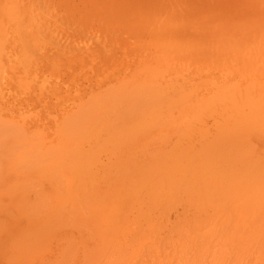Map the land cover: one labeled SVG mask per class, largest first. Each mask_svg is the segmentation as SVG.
<instances>
[{
	"label": "rangeland",
	"instance_id": "obj_1",
	"mask_svg": "<svg viewBox=\"0 0 264 264\" xmlns=\"http://www.w3.org/2000/svg\"><path fill=\"white\" fill-rule=\"evenodd\" d=\"M141 1L140 0H131V1L130 0H0V126L3 125V127L2 126L0 127L1 128L0 148L2 150H5L3 154L4 158L2 160L0 158L1 161L0 162L1 163L0 165V264H235L236 259H240L239 264H246L243 261V259L234 258V257L241 254V252L245 253L246 252L245 249L248 250L249 248L250 249L248 251L250 255L254 256L253 252L255 251L254 248L256 247H258L260 252L255 251L256 257L253 258V262L251 264H255L256 260H259V264H264V204H262L263 202L262 200H264V106H263L264 102L261 99L262 97L258 96L259 94L262 93L261 92H257L259 94L256 93V97H259L261 102L263 103V105H261L262 103H260V101L257 98L256 104L259 103L258 106L261 105L262 107L261 109H258L257 105L254 102L255 106L249 103L250 107L253 106L251 109L248 106L250 111L249 109L246 110L247 108H243L246 111H243V109L241 108L243 112L239 108H238L239 111H237L238 109L235 110L237 113L235 111H232L233 110L232 106H234L232 105L233 102L235 103L237 101L236 103L238 104L239 102L241 103L242 100L244 99L243 96H242V100L239 99L241 97H238L239 95H241L239 87L241 86L246 87V88L243 87V89L240 88L241 90L245 89L246 91V92L244 91L245 93L250 92V90L253 92L255 91L254 87H252L251 84L249 86V83H254L253 84L254 86L256 84L260 85L261 88L262 86L264 87V33L262 31H259L260 29L256 30L255 28L256 26L253 21L255 19L256 22L257 19L260 18V20L258 21L262 25H264V8L259 9L260 16L257 15L259 13L254 11L246 14L248 16L241 18L239 20L236 18L237 21L235 19L233 22L229 24L230 30L222 33L219 32V28L221 27L220 23L218 22L210 23L208 22V20H203V19L202 22H200L201 19H198L197 16V19L191 20L190 22L191 25L188 24L189 22L187 23L188 27H190V30H188V32L190 33L192 32L191 34L189 33L190 36L188 35V33L180 34L182 36L184 35L183 36V39L185 38L184 42L181 41L182 39L180 40V42L181 45L182 43L183 44L185 43V46L182 45V48H180L181 45L178 43V45H176V49H174L175 46L174 44H172V42L174 41L175 43L174 37H178L177 40L179 39L180 35H178V33L176 34L174 33L175 34L174 36L172 31L169 30L167 32L166 30L164 31L165 35H163L164 33L159 30L158 32H156V34H153L152 32L149 31V29L144 28L143 22L141 21V17L147 15L157 2L162 7H167L171 4L173 5V1H175L177 4L184 5L186 8H190L192 12L196 13L198 9L203 7L206 8L207 10H211L210 8L214 10L213 7H216V3L219 5L228 4L229 0H220V1L218 0H214V1L212 0H141ZM118 5L120 7L128 5L129 9H132L135 13L137 12L138 16L135 18V21L132 19L130 20V22L132 23L123 22L124 24L118 21L120 19L115 21L116 7ZM89 15L90 17H92L91 20L90 18L88 19ZM251 15H254V18H252ZM87 19L90 22L89 21L87 22L86 21ZM107 20H108L107 23L109 25L105 23V21ZM119 24L121 26L124 25L125 29L121 30L122 27H120ZM192 26L194 27V30L199 28L196 30L197 33L194 32V30H192ZM102 28L105 30L104 33L102 32ZM115 28L117 29L115 30ZM119 34L121 36H119ZM185 35L187 37H185ZM171 36L173 38L172 41H171ZM194 37H197L198 39L197 42L199 45L201 43L204 44L206 43V46L203 45L199 46L197 43H194L195 46L194 44H190L192 40H194ZM108 38H111V40L112 39L113 40L112 41L110 40L109 42ZM204 38L205 40H203ZM162 39H164V41H162ZM165 39L168 45H166L167 43L162 44L163 42H165ZM144 40L146 41L145 43L143 42ZM135 41H137V43L140 44L136 45L137 43H135ZM188 41H190L189 44ZM118 43L120 44L122 43V45ZM169 43L171 44V46L169 45ZM164 45L165 47L163 48ZM188 45L189 46L193 45L194 49H192V47H188ZM87 48L90 50L91 49L94 50H92V53L90 50L83 51L84 49ZM98 48L99 50L100 48L101 49L103 48L102 49L103 52L106 51L105 53L108 56L106 57V59L109 58V56H111L110 59L112 60L110 64H109L110 59L105 60V57H103L104 58L103 59L102 54L100 52L101 50L100 51L96 50ZM112 49L113 51L110 52ZM132 50L133 51L135 50L133 52L134 54L131 53ZM153 50L154 52H152ZM167 50L170 53L167 52ZM93 51L95 53H97L98 51L101 54V55L98 54L97 56L98 61L100 60V64L99 62H96L97 58H93V55H96L94 54ZM115 51L117 56L115 55ZM165 52L167 53V55L169 54L168 59L172 62V63L170 62L172 66L169 65L168 62L169 60L167 61L165 59L167 57ZM112 53H114L113 55L115 56L113 57L114 59L112 58ZM86 54L89 55L87 56V58L91 57V59L90 58L86 59L85 58ZM119 55L121 56L119 57ZM164 55L166 56L165 58ZM71 56L72 58L75 59L70 60ZM173 57H175L176 61L175 60L172 61V59H174ZM66 58L68 63L72 62L73 64L71 63L72 65H68V63L66 62ZM120 58H122V60ZM162 58H164L165 60L164 59L162 60ZM124 59H126V61ZM158 59H160V64L162 63L163 65L162 64L161 66L157 65L159 64ZM59 60L63 63V64L61 63L63 66L59 63L60 62ZM84 60H89L87 62H91V63L93 62L94 64H92V67H90L91 64L90 63L88 64ZM117 60L119 61L121 60V62ZM151 61H154L153 65L146 64V63H151ZM114 62H116L115 64H117V67L119 66V68L114 66L115 65ZM79 63H83V64H80L79 66ZM120 63L122 64L120 65ZM87 64L90 66L87 67L88 66ZM179 64H181L182 67ZM81 65H85V66L87 65V66L85 68V66L83 67ZM146 65L150 67L146 69ZM173 65L175 68L173 67ZM158 67L159 68L162 67L163 69L165 68V70H163L162 68L159 69ZM56 68L59 71L55 70ZM79 68L80 70H77ZM87 68L88 71H86ZM139 68L141 73L138 70ZM143 68L145 70L144 72L142 71ZM168 68L174 70L173 71L167 70ZM99 69L102 70V73H100L101 70ZM104 69L105 72L103 71ZM89 70L90 71L93 70L94 74L92 71L91 73H89ZM115 70L119 72L115 73L116 72ZM147 70H149V72ZM154 71L157 74H155ZM103 72L106 75H104ZM107 72L109 73L107 74ZM112 72L116 75H111ZM146 72H148V74ZM144 73L146 75H144ZM152 73H154L153 74L154 76L156 75L155 76L156 78L152 75ZM122 75H126L127 79L129 78V80H127L125 76L123 78ZM103 76L105 80L104 79L102 80ZM107 77L109 80L111 78L112 81L111 80L106 81ZM178 80H180L181 82L179 81L178 83L177 82ZM204 81H206V83H204ZM259 81L260 82L263 81V83H261L262 85L260 84ZM143 82L146 83V85L144 84L143 86L142 85ZM147 82L149 85L147 84ZM165 83H167L166 85L168 86H166ZM170 83L171 85L169 86ZM150 84L151 85L153 84L154 86L153 85L151 86ZM237 84H240L239 87H237ZM163 86L166 87L163 88ZM234 86H236L237 89ZM169 87L172 89H170ZM126 88H129V90H127ZM137 88L138 90L136 91ZM193 88H197V90L196 89L194 90ZM229 88L231 89V92L233 91L232 92L233 95L236 94L233 89L239 90L240 92L238 93L239 95L236 94V96H233L235 97V99H237L236 97H238V100L233 102H231V100L229 101L218 100L220 99V97L218 98L217 95H219V93L222 92L226 93V91H229ZM256 88L259 89L258 86H255V89ZM184 89H188V90L184 92L185 91ZM180 90L184 93L179 94V92H181ZM219 90H221V92ZM188 91L191 92L188 94ZM159 93L162 95H160ZM124 94L126 95V97ZM174 94L176 97L177 95L179 96L177 97L178 99L176 97H175L176 100L174 99L173 97ZM181 94L184 95V97H187V99L184 98ZM185 94H187V96ZM224 94L222 96H224ZM248 94H246L245 98L247 96L249 97L251 95V92L250 95ZM128 96L131 97L132 99L131 102L137 99V101L134 102L135 103L134 106L129 102L131 99ZM135 96H137V98ZM181 96L183 99L181 98ZM212 96L213 97L217 96L215 97L216 99L215 98L213 99L214 101L213 104L217 103L219 106L220 105L222 106V104L228 105V103L224 104V102H229L230 105H232L231 108H229V105L226 106L232 112L226 110L225 109L226 107L224 106H222V108L224 107L223 108L224 110L230 112L231 115H229L230 113L227 114L229 115V117L233 116L234 119L230 117V119L224 120L225 118L226 119L228 118L227 115H224L226 114V111L223 112V110H220L221 106L216 107V105H215L216 108H214V106L210 107L212 109L213 108L215 109L212 111V113L211 112L210 114L206 113V115L204 116H202L203 115L202 114L200 115L201 116L200 119L193 115L194 110H195L194 114H197V116L198 113L200 112L203 113L202 110H204L205 105L208 103V100L212 98ZM219 96H221V94ZM233 97L231 96V99ZM201 98L205 100H202ZM249 98L251 99V96ZM127 99L129 100L126 101ZM235 99L233 98V100ZM103 100L105 101L103 102ZM169 100L170 102H168ZM118 101L119 102L123 101V102L119 104ZM176 101L178 103L177 107L175 104ZM184 101L185 103L183 105ZM246 101L248 104L249 101L246 99L245 103ZM110 102L112 103V105ZM202 102L203 104L204 103L205 104L202 105ZM168 103L170 105L172 104L171 105L172 108L169 106L170 110L168 106L165 107V105H169ZM193 103L194 104L196 103L195 107ZM211 103L212 102L208 103L207 107H209V104ZM240 103L238 104L239 106L242 105L244 102H242V104ZM86 104L88 105L85 107ZM185 105L187 108L185 107ZM201 105L204 106L202 107L203 109L200 107ZM75 107H77V109ZM94 107L97 108L95 109ZM125 107L126 108L129 107V109L128 108L126 109ZM193 107L195 109L192 110ZM81 108H83V110H80ZM100 108H102V110ZM121 108L122 110L125 109L126 112L129 111V114L132 117L129 116L128 112H127L128 115L127 114L124 115ZM188 108L191 109V112L189 110L188 115L191 117L193 115V117H195L196 119L195 120L192 117L196 121L194 122V124L195 123L197 124L201 120V123L195 125L196 127L197 126L200 127L197 128L198 131L200 129L199 134L200 132L202 134L204 132L203 135L201 134L199 135L200 136L199 139H202V137L204 138L202 140L198 139L199 136L197 130L195 136L194 129H196V127L193 126L192 119L189 116L186 115L183 116L184 112L185 114H187ZM255 108L257 109V112ZM146 109L150 111L147 112L148 110ZM103 110H104V114L102 112ZM206 110L207 112H209L210 109L208 110V108H206ZM216 110L219 112L222 111L221 114L213 113L216 112ZM251 110L253 111L250 116L249 113L251 112ZM73 111H75V113ZM121 112L123 113L120 114L122 116L120 115L118 116V114ZM165 112L166 114L163 115ZM244 112L245 114L248 112L247 113L248 116L246 115L244 117L242 115ZM145 113L148 115L150 120L149 119L146 120L147 115ZM82 115L84 116V118ZM207 115L208 118L206 117L207 118L206 119L205 116ZM221 115L222 117L224 116V118H222L224 122L220 118ZM143 116L145 117L144 119ZM155 116L158 118H156ZM74 117L76 121L73 119ZM140 117L142 118L143 121L141 120L139 122L143 123V125L138 122V120L141 119ZM183 117H185L187 121L190 119V121H188L189 123ZM214 117L217 121L214 119ZM242 117L243 120L240 119L239 122L238 118H242ZM77 118H79V120ZM104 118H106L105 119L106 126H104L105 125ZM117 118L119 120H117ZM235 118L237 119L236 121H238L237 125L233 124ZM205 119H206V123H205ZM68 120L69 121L71 120L72 123L71 127L69 125L71 123L68 124L69 122ZM152 120H154L155 122ZM218 121H220V123ZM225 121L228 122L227 124L229 125L225 124ZM151 122L154 123L151 124ZM216 122L219 125L217 124L216 126ZM229 122L232 123L230 124ZM80 123L83 125H81ZM130 123L131 125L133 124L136 127L137 126L140 127H137L138 129L135 127L134 130H132L133 128L130 127ZM185 123L186 125L187 124L188 125L186 126ZM221 123L223 124L221 125ZM118 124L121 125L118 126ZM146 124H149L150 127H148L149 125ZM190 124L192 125L193 129L192 128L190 129L191 127ZM199 124H201L203 127H201ZM10 125L11 127H9ZM122 125H124V127L126 126L127 129L123 128ZM223 125L224 127L227 125L225 127V129L226 128L228 129L227 135L230 136L231 141L234 143V145L232 143L231 146H234L237 149V152H239L240 154L238 156L239 158L237 157V159L235 160H239L240 163H241L240 159L243 162H245L246 160V166L249 164L252 167V171H253L252 181L249 177H246L247 175L244 177L242 176L243 178L242 180L241 178H238L239 182L241 180L239 185L237 181H236L237 183H235V180L237 179L231 180V178L229 177V173L228 174L219 173V175L218 173L210 174L212 172L211 171L209 172V170H211L210 168L214 165V163L210 162L209 166L213 164L210 168L208 166H204L205 164L209 163V162L208 163L205 162L208 161L207 157L208 154L210 153L209 150L212 149L213 141L216 140L214 138H216L217 136L214 135L215 134L219 135L218 137L221 136L220 134H222V132L220 130L223 129L222 128ZM67 126L71 129L73 127L76 131L74 129L73 132L72 130L68 131ZM82 126H83L82 130H80ZM114 126L119 127L120 129L119 133L121 131H122L121 133H124L121 134V136L123 135L122 137L120 138L117 137L118 131H115L116 132L115 134L114 132H112L113 128H115ZM142 126L146 128H141ZM177 126L180 127L179 129L183 127L180 130L181 133L182 131L186 133L189 131V133L187 134V139L189 134H190L189 137L194 136L195 138L191 137L190 139L187 140L185 138L186 137L185 135L184 137L185 139H184L182 137L184 135V132L182 133V135L180 132L176 133L177 131H179ZM98 127L100 128V130ZM118 127L116 128L117 130ZM2 128H4L3 129L4 132ZM65 128L67 131H64ZM218 128H220L219 134L217 133ZM163 129H164V134L165 132L167 134L169 131L171 133L169 132L168 136H166V134L163 135ZM167 129L169 131H167ZM209 130H211L212 132ZM133 131L134 133L137 131V133L134 134ZM172 131H174L177 134L178 139L182 137L183 140H181L182 138L178 140L176 138V134H174V132ZM68 132L69 133L75 132V134L71 135L70 133V135H68ZM110 132L111 134L112 133L113 134L110 135ZM206 132L208 133L205 134ZM125 133L128 139L127 137L125 138ZM138 133L139 135L135 137L136 139L135 140L134 136ZM159 133L160 134L162 133V135H160ZM210 134H214V135L210 136ZM8 135H11L12 139L8 141L5 149L4 147L5 143L3 141H4V137ZM113 135L114 137H112L113 139H111V136ZM204 135H206V138L208 139L210 138L209 144H208V139L206 140ZM148 136L151 138V141L149 140L150 138ZM213 136L214 138H211ZM224 136L226 137V135ZM229 136H227V138H224V140L225 139L229 140ZM152 138L155 141H152L153 140ZM91 139L93 140L91 141ZM123 139L124 140L126 139V141L124 142ZM132 139L134 140L132 141ZM212 139L214 140L212 141ZM112 140H114V142ZM129 140H131L132 142H130ZM204 140H206L207 142H205ZM89 141L90 143L88 144ZM119 141L121 142L122 145L118 144L120 143ZM182 141L184 142L182 143L184 146L180 145ZM191 141L193 144L191 143ZM136 142H138L139 144ZM160 142H162L164 145L166 143L169 144H166L164 146L161 145L162 143L160 144ZM172 142H173L172 144L173 146L171 145ZM185 142H187L188 144ZM198 142L203 143L201 144L204 145L202 147H207L208 150H205L206 151L205 152L203 149H207V148H203L202 149L203 152H202L199 148L200 145ZM222 142L220 146L225 145ZM149 143L151 144V146H148L150 145ZM206 143L210 145L211 148H209L208 145L205 146ZM109 144L110 145L112 144L114 147L117 148H114L111 145L114 148L113 149ZM140 144L141 146H139ZM159 144L160 146H158ZM226 144L227 146L229 145L227 142ZM227 146L226 148H229ZM156 147L158 150L156 149ZM161 147L163 148L165 147L167 153ZM192 147L195 149L197 147L198 148L197 150H194L193 153H191V151L193 150ZM138 148L143 153L140 152ZM147 148L150 149L147 150ZM191 148L192 150L190 151ZM216 148L217 147H214L215 150L214 149L212 150L218 151ZM87 149L88 151H91V153L88 152L90 153L89 154L90 156H88V154L86 153ZM135 149H137V151ZM177 149H179V151ZM233 149H231L232 151L231 154H233L234 152ZM101 150L103 151L102 153H105L106 151L108 152V153L106 152L107 154L105 155L101 153L102 154L101 157L105 159L98 157L101 155L99 154ZM222 150L225 151L224 153L223 151H221L225 156H226L225 153L230 154L231 152V151L228 152V149L226 150L224 147L222 148ZM156 151L157 154L158 151L160 152L159 153L160 155L161 153L163 154L161 156L158 154L160 157L157 155L158 159L161 158V160H159L160 164L158 166L156 165V161L157 164L159 163L158 159H156V157L154 156L156 154ZM196 151L197 154L195 153ZM147 152L150 153V156L149 154H147L148 156H146ZM237 152H235L234 154H236ZM81 153H83L82 156L86 154V157L84 156L85 157L84 158L80 156ZM185 153L188 154L187 157L190 159L187 158L182 159V162L185 163L182 166V162L180 160L186 155ZM189 153L191 155L193 154L192 158L191 155H189ZM194 153L197 156H195ZM216 154L218 153L216 152ZM106 155H109V158H106ZM143 155L145 156L141 157ZM151 155L154 156L155 162H153L154 158L151 157ZM174 155H175V159L178 158L177 160H174V158L172 157ZM203 155L204 157H202ZM236 155H238V153ZM227 156L228 158L230 157L229 155ZM80 158L83 159H81V161L80 160L78 161L77 159ZM93 158L94 161L92 160ZM147 158H149L148 159L149 161L147 160ZM204 158H206L207 160L205 161ZM228 158H226V160H228ZM185 159L187 160V163L185 162ZM201 159L204 160L203 162L205 164L202 161H200ZM100 160L101 163L102 161L105 160L104 161L105 163L104 162L102 164L99 163ZM108 160L110 161L108 162ZM162 160L163 162L161 163ZM195 160L197 162H195ZM230 160L232 162L233 156L232 159ZM146 161L148 163L147 167L145 164ZM150 161H152L153 163ZM168 161L171 163H169ZM8 162L15 163L17 166V171L13 170ZM176 162L177 165H175ZM93 163L95 166L93 165ZM140 163L141 166L144 165L148 169L144 167L143 168L141 167L142 169H137L138 171L141 170L142 172L141 171L140 172L143 173V175L140 174L141 177H138L139 174H137L138 172L136 168H140L139 166ZM165 163L169 166L166 167L167 165ZM180 163H181L180 165L181 168L177 167L179 166ZM196 163L198 164L199 167L196 165ZM200 163H203L201 164L202 167H200L201 166ZM103 164L104 166L107 167H104ZM239 164L237 166L241 167ZM232 165L234 168H236L235 164ZM131 166H133L132 167L133 170L131 169ZM148 166L149 167L153 166V168H149ZM159 166L161 167L163 166V168L165 167L164 169L168 171L170 169L171 172L172 170L173 172L176 171L177 173L174 172V174L177 175L181 174V175H186L187 177H189V175L191 174L195 175L193 177L195 178L197 177L195 181L198 186L196 188L195 196L196 197L199 196L201 186L204 187L202 188L203 190L205 189L204 193L202 192L203 190H201L202 193H200L199 198L194 197L196 198V200L193 199V201L186 202V200L184 199H186V197L188 196L187 193L183 192L181 193V195H179L180 193L173 195L170 193L165 194L166 188L165 189L160 188L157 191L160 194V198H158L159 194L154 193L155 191L151 189L153 188V186H155V184H152V182L157 184L158 182L157 180L160 179L159 178L160 175L156 173V171L158 172ZM170 166L172 167V169ZM250 166H247L248 171L250 169ZM155 167L157 168L156 171L154 170ZM193 167L196 168L197 171L201 168V170H199L200 173L196 172L195 169H193ZM96 168H98L100 172ZM182 168L187 170V171L184 170L185 171L184 174L181 172L183 171ZM213 168L215 169V166H213ZM238 169L240 170V168ZM238 169L236 170L237 173L239 174ZM79 170L80 171L82 170L84 173L82 171L80 172ZM90 171H92L93 173ZM146 171H148L149 176L152 177L156 176L157 178L156 177H155L156 179L148 178L147 183L150 182L151 180L154 179L155 180L151 181L150 184L146 185V187L142 189V186H144L143 185L144 182L142 183V181L144 178V173ZM151 171L152 172L155 171V176L153 173H151ZM194 171L196 173H194ZM202 171L204 173L206 171L207 174L205 173L206 174L205 175ZM94 172L96 173V175L94 174ZM197 173L201 177L202 175L203 176L205 175L207 177L204 176L201 179H199L198 176L196 175ZM224 174L228 175L227 176L229 178V179L227 178L228 182L229 181L231 183L234 182L232 188L233 186H236V188L237 187L239 188L240 192L237 189L236 190L238 192L235 191L234 190L235 187L234 189H232L229 183L228 184L225 183L226 181L225 182L222 181L223 177L225 176ZM242 174L245 175L244 171L243 172L241 171V175ZM132 175H134V177L137 175L136 177L138 179L136 177L135 178L132 177ZM216 176L217 179H215ZM234 176L235 173L233 177L232 176L231 177L233 179L240 177V176L237 177ZM245 177L247 179L249 178L251 182H248L249 180H245ZM253 177L257 179L256 182L257 184L259 183L261 187L259 188H257L256 186H255L256 188H253L254 186L252 187V185L255 184L254 183L255 180ZM225 178L226 176L224 177V180H226ZM86 179H88L89 183ZM206 179L208 180L206 181ZM138 180L139 181L141 180L140 181L141 187L136 185L139 184L137 182ZM200 181L203 183V185L200 183ZM217 181H219L220 183L218 184ZM243 181L247 182L246 184H244L245 187H242L243 185L241 186V183L242 184L245 183ZM127 182L132 185L128 186ZM208 182H211L212 186H210L209 185L210 183ZM223 182L224 184H226V186H229L227 187V189L224 186L222 187V185H224L222 184ZM199 184H201V186ZM259 184L257 186H259ZM214 186L216 187L213 188ZM219 186L224 190L220 189ZM135 187L137 188L139 187L138 188L139 190L138 189L133 190ZM250 188L253 189V192H249ZM228 189L231 190V194ZM245 189H247V191ZM207 190L209 192L210 190H212L210 192L211 194L210 193L207 194L208 192L205 193V191ZM219 190H221L222 192L224 191L229 192V194L227 195V193H222L220 195L221 192ZM134 191L136 192L140 191L138 192V196L140 198L142 195H144V193L145 195L148 193L147 195L149 196L147 195L142 196V198L145 197L144 200H142L138 197L136 198L137 193L135 192L133 194ZM145 191L148 192L146 193ZM149 192L152 193L149 194ZM213 192L215 193L213 194ZM239 193H242L243 196L245 197L241 199L242 197L240 198L241 194ZM224 194H226V197L223 196ZM130 195L134 198L131 199ZM167 195L169 196L167 197ZM206 195H210V196L212 195V196L211 198H208ZM215 195L216 196L219 195L217 200H215L216 197ZM173 196L177 198L176 199L177 201ZM178 196H180L181 199ZM202 196H205V198H203ZM191 197L192 196H189V199L188 197L187 199L191 200ZM252 197H254L255 201H253ZM135 198L136 201H139L140 199V201L142 200V203H144L145 201L147 202V203L145 202L146 205L145 204L144 206L142 205L144 209L141 206L144 212H146L145 210H148V212H146L147 214L149 213V209H152L150 210V215L148 214V216H151L152 218L147 217L148 221L146 220L147 221L146 223L144 222L147 214L146 216L144 215L145 216L144 219H143V215L141 217L142 219L139 217V215L138 216L136 215V211L139 214L140 213L143 214V211L139 212L141 208L137 207L138 205H141L140 201L137 203V205L132 203L134 202L132 200H134ZM165 198L167 200H165ZM205 199L207 200L206 202ZM209 199L212 200L209 201ZM129 200L131 201L129 202ZM147 200H149V202ZM166 201H168L167 204ZM169 201H171V205ZM252 201L254 202V205L256 204L254 210H252V207H249ZM257 201H259V203ZM126 202L129 203L127 204ZM183 202H185V204H183ZM150 203L153 204L150 205ZM243 203L246 208H244L243 205H241L240 207V204ZM257 203L260 204V206L257 205ZM130 204H133L132 208L134 209L131 208ZM189 204L191 206L188 207ZM245 204L247 205L249 204V206L247 207V205ZM135 205L137 210H135L136 209ZM162 206L163 208L165 207L164 210H162L163 208H160ZM180 206L181 207L184 206V208H181ZM145 207H147L148 209H145ZM212 207H214V210H212L213 209ZM187 208L188 210L186 211ZM205 208L207 213L210 214L207 215ZM207 209L210 211H208ZM262 209L263 212L261 213ZM129 210L131 212H129ZM179 210L180 212L178 213ZM191 210L192 212L194 211L195 213H197L196 215H194L195 217L191 216L190 214ZM211 210L212 212L214 211V214L211 212ZM152 212L154 213V215ZM172 212L173 214H171ZM132 213H134L136 216ZM174 214H177L176 215L177 217L179 215L182 216L179 217L180 221L177 219V217ZM203 214L204 216L207 215V217H210V219L206 217V219L203 220V218H205L202 216ZM211 214L212 216H214L213 218L211 217ZM133 215L134 218L135 217L140 218L141 220L140 224L139 223L135 224L136 220L131 219L133 218ZM198 215H201L202 219ZM215 215L217 216L215 217ZM248 215L251 216L250 219ZM259 215L262 219V220L260 219V222L257 220L259 219L258 218ZM157 216H159V218ZM172 216L175 218L171 219ZM196 216L198 217L196 218ZM235 216H237V219ZM181 218L184 219L185 223L181 222L182 221ZM192 218L193 221L191 220ZM149 219L151 224L152 223L155 224L156 222L157 225L156 227L153 226L154 224L151 226L157 230L153 229L151 226L148 225ZM156 219L158 221L160 219L159 221L160 223L156 221ZM163 219L167 223L164 222ZM168 219H170V221ZM185 219L187 220V223ZM247 219L249 220V223L247 222L248 221ZM138 220L139 219H137V222ZM161 220L164 223L161 222ZM188 220L189 222L191 221L192 224L188 223ZM230 220H231L230 226H232L233 228L231 227V230L230 228H227V232L230 231V233H228L229 235L223 234L225 232L224 230L222 231V229H225L223 225L225 226L227 221L229 223ZM256 220H257V224L254 223V221ZM174 221L176 222V225L178 223V225L180 226L182 225L183 227L185 224L186 225L189 224L190 226L185 225L184 229H182L183 228L182 226L181 227L177 226L176 229L175 228L176 225ZM195 221L197 222L196 224ZM219 221L222 223V226L219 223ZM222 221H224V223ZM238 221L240 222V224ZM157 222L159 223V225ZM179 222L181 223L179 224ZM215 222L216 225L214 224ZM218 223L220 224L222 229L219 228ZM161 224H163V227L160 226ZM165 224L166 225L168 224L167 227L164 226ZM141 226L142 228H140ZM230 226L228 224V227ZM157 227L160 228V231L163 230L165 227V229L167 228L166 231L169 232L166 235V233H164L166 231L163 230L160 232ZM225 227H227V225ZM129 228L130 230H128ZM245 228L249 232H245L244 234L243 232L246 231ZM217 229L219 231H217ZM236 229L238 230L236 231ZM154 230L155 232H152ZM259 230H261L260 233H262L260 240H258V238L255 237L256 235L258 236V234H260ZM157 231L160 232V233L158 232L160 236H157ZM125 232H129L128 233L129 236ZM162 232L166 235L168 239L164 237V234ZM180 232L182 233L181 237L179 236L181 234ZM131 233L133 234L130 236ZM174 233H177L178 235ZM215 233H219V234H215ZM235 233H237L236 237H235ZM161 234H163L164 242L160 238ZM220 234H223L222 237L220 236ZM170 235H172V237H175L176 239L172 238L171 240V237H169ZM225 236H227L226 239H223ZM155 237H157L158 240H156ZM215 237L217 238L215 239ZM233 237H235L236 239ZM255 238H256V242L257 240L259 242L255 243L254 242ZM159 239L163 243L160 244V247L162 245H165L163 246V248L170 247L169 250L167 248V249H163L164 252L161 251L162 249L157 245L159 244L158 241L160 242ZM173 239L174 241H176V244H173L175 242L172 243ZM179 240L181 241V243ZM235 240H237L238 242L235 243L236 242ZM252 240H253L252 243L255 244V246H253V244L251 243ZM178 241L180 245H178L179 244L177 243ZM239 242H243L244 245L242 243L240 244ZM227 243L232 244V247H234V245L236 247L237 244H238L237 246L240 245L239 249H241V251L239 249L236 250V248L238 247L233 248L234 249L233 250L232 247L229 246ZM247 244H250L252 247L247 246ZM158 248L161 249L160 251L162 253L158 250ZM252 248L254 249L253 252H252ZM181 250H183V255ZM161 258L163 259V263Z\"/></svg>",
	"mask_w": 264,
	"mask_h": 264
},
{
	"label": "bare ground",
	"instance_id": "obj_2",
	"mask_svg": "<svg viewBox=\"0 0 264 264\" xmlns=\"http://www.w3.org/2000/svg\"><path fill=\"white\" fill-rule=\"evenodd\" d=\"M130 1H131V0H130ZM140 1H141V0H140ZM212 1H214V0H212ZM218 1H220V0H218ZM141 2H142V1H141ZM141 2H140V4H141ZM220 4H221V3H220ZM260 6H261L262 8H261ZM11 7H12V6H11ZM82 7H84V6H82ZM213 8H214V10H213L212 8H210L211 10H207L206 8L203 7V8L198 9V11H197L196 13H194V12H192V10H191L190 8H186L184 5L177 4L175 1H173V5L171 4V5L167 6V7H162V6L159 5V3L157 2V3L154 5V7H152V10H151L147 15L142 16L144 19L141 17V21L143 22L144 28H145V29H149V31L152 32L153 34H156V32H158V31L160 30L161 32L164 33L163 35H165V32H164V31L167 30V32H168V31L170 30V31H172L173 34H174V33H175V34L178 33V35H180V34H183V33H188V35L190 36V34H191L192 32H191V33L188 32V30H190V27H188V24H190L191 20H195V19H197V16H198V19H201L200 22H202V19H203V20H208V22H210V23H213V22H218V23H220L221 27L219 28V32L222 33V32H227L228 30H230V25H229V24H230L231 22H233L236 18L239 20V19H241V18H244V17L248 16V15H246V14H248V13H250V12H254V11L257 12V13H259V11H260L259 9H263V8H264V0H229V3H228V4L219 5V4L216 3V7H213ZM1 11H2V10H1ZM95 11H97V10H95ZM244 13H245V14H244ZM76 14H77V13H76ZM115 14H116V16H115L116 19L114 18L115 21L118 20V19H120V20H118V21L121 22V23H123V22H130V20H132V19L135 21V18L138 16V13H137V12L135 13L132 9H129L128 5H126V6H122V7H120V6L118 5V6L116 7V13H115ZM257 15L260 16V13L257 14ZM93 16H94V14H93ZM251 16H252V18H254V15H251ZM86 17H87V16H86ZM89 18H90V20H91L92 17H90V15H89L88 19H89ZM250 18H251V17H250ZM250 18H249V19H250ZM255 18H256V16H255ZM257 18H259V17H257ZM74 19H76V18H74ZM83 19H84V18H83ZM88 19L86 20L87 22L89 21ZM237 19H236V21H237ZM81 20H82V19H81ZM258 20H260V18L257 19L256 22H255V19L253 20L254 23H255V26H256L255 28H256V30L260 29L259 31H262V32L264 33V25H262ZM41 21H42V20H41ZM86 21H85V24H86ZM89 22H90V21H89ZM107 22H108V20L105 21L106 24H108ZM188 22H189V23H188ZM238 22H239V21H238ZM95 23H96V22H95ZM130 23H132V22H130ZM187 23H188V24H187ZM85 24H83V25H85ZM89 24H90V23H89ZM123 24H124V23H123ZM104 25H105V24H104ZM108 25H109V24H108ZM119 25H120V24H119ZM119 25H118V26H119ZM190 25H191V24H190ZM198 25H199V24H198ZM88 26H89V25H88ZM118 26H117V28H118ZM103 27H105V26H103ZM120 27H122L121 30L125 29V28H124V25H123V26L120 25ZM120 27H119V28H120ZM250 27H251V25H250ZM117 28H115V30H116ZM195 28H196V27H195ZM93 29H94V28H93ZM197 29H199V28H197ZM197 29H196V30H197ZM204 29H205V28H204ZM85 30H86V27H85ZM103 30H104V29L102 28V32L104 33L105 30H104V31H103ZM192 30H194V27H193V26H192ZM196 30H194V32L197 33ZM207 30H208V29H207ZM207 30H206V31H207ZM116 32H117V31H116ZM189 33H190V34H189ZM215 33H216V32H215ZM173 34H171V35H173ZM175 34H174V36H175ZM80 35H81V34H80ZM207 35H208V34H207ZM217 35H218V34H217ZM262 35H263V34H262ZM119 36H121V35L119 34ZM143 36H144V35H143ZM176 36H177V35H176ZM183 36H184V35H183ZM183 36L180 35L178 40H177L178 37H174V38H175V43H174V41L172 42V44H174V46H175L174 49H176V45H178V43L181 45V42H180L181 39H182L181 41L184 42V39H185V38L183 39ZM167 37H168V36H167ZM185 37H187V36L185 35ZM112 38H113V37H112ZM118 38H119V37H118ZM195 38H196V39H195ZM202 38H203V37H202ZM82 39H83V38H82ZM108 39H109V42H110L111 38H108ZM137 39H139V38H137ZM172 39H173V38H172V36H171V41H172ZM106 40H107V39H106ZM106 40H105V41H106ZM112 40H113V39H112ZM112 40H111V41H112ZM142 40H143V39H142ZM142 40H141V42H142ZM145 40H146V38H145ZM145 40L143 41L144 43L146 42ZM195 40H196V41H195ZM203 40H205V38H204ZM203 40H202V41H203ZM85 41H86V40H85ZM101 41H102V39H101ZM139 41H140V40H139ZM162 41H164V39H162ZM162 41H161V42H162ZM176 41H177V42H176ZM197 41H198L197 37H194V40H192V42H191L190 44H194V43H197V44H198ZM228 41H230V40H228ZM189 42H190V41H188V44H189ZM135 43H137V41H135ZM165 43H167V42H166V39H165V42H163L162 44H165ZM170 43H171V42H170ZM170 43H169V45L171 46ZM199 43H200V40H199ZM118 44H120V43H118ZM139 44H140V43H139ZM139 44L137 43L136 45H139ZM141 44H142V43H141ZM224 44H225V43H224ZM105 45H106V44H105ZM120 45H122V43H121ZM123 45H124V44H123ZM143 45H145V44H143ZM166 45H168V43H167ZM182 45L185 46V43H184V44L182 43ZM182 45H181V47H180V46H179V47L182 48ZM198 45H199V44H198ZM200 45L206 46V43H205V44H204V43H201ZM200 45H199V46H200ZM230 45H232V44H230ZM160 46H162V45H160ZM160 46H159V47H160ZM174 46H173V47H174ZM194 46H195V44H194ZM121 47H122V46H121ZM164 47H165V45L163 46V48H164ZM177 47H178V46H177ZM188 47H192V49H194V48H193V45H190V46L188 45ZM95 48H96V46H95ZM180 48H179V49H180ZM195 48H196V47H195ZM102 49H103V48H102ZM102 49L100 48L101 51L99 50V48L96 49V50H98V51L101 52V54H102V58L105 57V60L110 59L111 56H109V58L106 59V57H108V56H107L106 53H105L106 51L103 52ZM159 49H160V48H159ZM188 49H189V48H188ZM192 49H190V50H192ZM85 50H88V51H89L90 49L87 48V49H84L83 51H85ZM92 50H94V49H91V50H90L91 53H92ZM106 50H107V49H106ZM154 50H155V49H154ZM154 50H153L152 52H154ZM79 51H81V50H79ZM79 51H78V52H79ZM98 51H97V53H95V52L93 51L94 54H96V55H93V58H97L98 54L101 55ZM112 51H113V49H112L110 52H112ZM116 51H117V50H116ZM116 51H115V55H116ZM128 51H129V50H128ZM134 51H135V50H134ZM134 51L132 50V52H131V51H130V52L133 53ZM157 51H158V50H157ZM159 51H160V50H159ZM177 51H179V50H177ZM167 52H169V51L167 50ZM87 53H88V52H87ZM103 53H104V54H103ZM157 53H158V52H157ZM159 53H160V52H159ZM165 53H166V52H165ZM169 53H170V52H169ZM172 53H173V52H172ZM172 53H171V54H172ZM177 53H178V52H177ZM75 54H76V53H75ZM89 54H90V53H89ZM133 54H134V53H133ZM76 55H77V54H76ZM103 55H104V56H103ZM113 55H114V53H112V58L115 57V56H113ZM148 55H149V54H148ZM183 55H184V54H183ZM72 56H73V55H72ZM72 56H71L70 60H71V59H72V60L75 59V58H72ZM85 56H86V57H85L86 59H89V58L91 59V57L87 58V56H89V55L86 54ZM95 56H96V57H95ZM116 56H117V55H116ZM120 56H121V55H119V57H120ZM128 56H129V55H128ZM166 56H167V57H166ZM166 56L164 55V58L166 57L165 59L168 61V60H169V59H168L169 54L167 55V53H166ZM80 57H81V56H80ZM83 57H84V56H83ZM100 57H101V56H100ZM100 57H99V58H100ZM122 57H123V55H122ZM171 57H172V56H171ZM175 57H176V56H175ZM175 57H173L174 59H172V61L175 60ZM76 58H77V57H76ZM129 58H130V57H129ZM134 58H135V57H134ZM164 58H162V60H163ZM176 58H177V57H176ZM103 59H104V58H103ZM113 59H114V58H113ZM117 59H118V58H117ZM120 59L122 60V58H120ZM137 59H138V58H137ZM165 59H164V60H165ZM63 60H65V59H63ZM76 60H77V59H76ZM111 60H112V59H110L109 64L111 63ZM121 60H120V61L117 60V61L121 62ZM124 60L126 61V59H124ZM128 60H129V59H128ZM131 60H132V59H131ZM146 60H147V58H146ZM146 60H145V61H146ZM158 60H159V64H157V65H158V66H159V65L161 66L162 63L160 64V59H158ZM178 60H179V59H178ZM59 61H60V60H59ZM84 61L87 62V61H89V60H84ZM84 61H83V62H84ZM91 61H92V60H91ZM103 61H104V60H103ZM117 61H116V62H117ZM135 61H136V60H135ZM175 61H176V60H175ZM64 62H65V61H64ZM66 62L68 63L67 58H66ZM66 62H65V63H66ZM96 62H99V64H100V60L98 61V58H97V61H96ZM116 62H114V64H115ZM127 62H128V61H127ZM131 62H132V61H131ZM131 62H130V63H131ZM136 62H137V61H136ZM153 62H154V61H151V63H146V64H148V65H150V64L153 65ZM168 62H169V65H171L172 62H171L170 60H169ZM170 62H171V63H170ZM59 63L61 64L62 62L60 61ZM71 63H72V62L68 63V65H72V64H73V63H72V64H71ZM87 63H88V64H89V63L91 64V66L87 64V65H88V66L86 65L87 67H89V66L92 67V64H94L93 62H92V63H91V62H87ZM134 63H135V62H134ZM164 63H165V62H164ZM56 64H57V62H56ZM56 64H55V65H56ZM62 64H63V63H62ZM62 64H61V65H62ZM80 64H83V63H79V66H80ZM103 64H104V63H103ZM114 64H113V65H114ZM121 64H122V63H120V65H121ZM132 64H133V63H132ZM141 64H143V63H141ZM49 65H50V64H49ZM107 65H108V64H107ZM111 65H112V64H111ZM118 65H119V64H118ZM162 65H163V64H162ZM179 65L181 66V64H179ZM62 66H63V65H62ZM81 66L84 67L85 65H81ZM86 66H85V68H86ZM114 66L117 67V64H115ZM131 66H132V65H131ZM171 66H172V65H171ZM55 67H56V66H55ZM70 67H71V66H70ZM73 67H74V66H73ZM83 67H82V68H83ZM149 67H150V66H147V65H146V69H148ZM151 67H152V66H151ZM153 67H154V66H153ZM166 67H167V66H166ZM173 67H174V65H173ZM181 67H182V66H181ZM183 67H184V64H183ZM189 67H190V66H189ZM51 68H52V67H51ZM57 68H58V66H57ZM57 68H56L55 70H57ZM117 68H119V66H118ZM144 68H145V66H144ZM144 68H143V70L141 69L143 72L145 71ZM158 68H159V67H158ZM161 68H162V67H161ZM161 68H159V69H161ZM174 68H175V67H174ZM49 69H50V68H49ZM115 69H116V68H115ZM123 69H124V68H123ZM162 69H163V68H162ZM176 69H177V67H176ZM176 69H175V70H176ZM66 70H68V69H66ZM69 70H70V69H69ZM73 70H74V69H73ZM73 70H72V71H73ZM77 70H80V68L77 69ZM82 70H83V69H82ZM93 70H94V69H93ZM93 70H91V71L93 72ZM95 70H96V69H95ZM99 70H101V69H99ZM99 70H98V71H99ZM106 70H107V69H106ZM111 70H112V69H111ZM138 70L140 71V68H139ZM163 70H165V68H164ZM167 70H172V69H169V68H168ZM173 70H174V69H173ZM173 70H172V71H173ZM50 71H51V70H50ZM52 71H53V69H52ZM57 71H59V70H57ZM57 71H56V72H57ZM86 71H88V68L86 69ZM91 71L89 70V73H91ZM103 71L105 72V69H104ZM112 71H113V70H112ZM115 71H116V70H115ZM115 71H114V72H115ZM129 71H130V70H129ZM139 71H138V72H139ZM147 71L149 72V70H147ZM150 71H151V70H150ZM152 71H153V70H152ZM155 71H156V69H155ZM155 71H154V72H155ZM176 71H177V70H176ZM183 71H184V70H183ZM84 72H85V71H84ZM104 72H103V73H104ZM118 72H119V71H118ZM118 72L116 71L115 73H118ZM124 72H125V71H124ZM126 72H127V71H126ZM138 72H137V73H138ZM143 72H142V73H143ZM148 72H146V73L148 74ZM157 72H158V70H157ZM164 72H165V71H164ZM80 73H81V72H80ZM86 73H87V72H86ZM86 73H85V74H86ZM95 73H96V72H95ZM100 73H102V70H101ZM108 73H109V72H107V74H108ZM140 73H141V71H140ZM175 73H176V72H175ZM93 74H94V72H93ZM93 74H92V75H93ZM153 74H154V73H152V75H153ZM155 74H157V73L155 72ZM158 74H159V73H158ZM161 74H162V73H161ZM89 75H90V74H89ZM98 75H99V72H98ZM104 75H106V74L104 73ZM111 75H116V74H114V73L112 72ZM118 75H119V74H118ZM118 75H117V76H118ZM141 75H143V74H141ZM144 75H146V74L144 73ZM150 75H151V72H150ZM180 75H181V74H180ZM122 76H123V78H124V76H125V78L127 79L126 75H122ZM153 76H154V75H153ZM153 76H152V77H153ZM155 76H156V75H155ZM155 76H154V77H155ZM178 76H179V75H178ZM111 77H112V76H111ZM115 77H116V76H115ZM118 77H119V76H118ZM138 77H139V76H138ZM144 77H145V76H144ZM146 77H147V76H146ZM150 77H151V76H150ZM100 78H101V76H100ZM121 78H122V77H121ZM133 78H134V77H133ZM133 78H132V79H133ZM155 78H156V77H155ZM75 79H76V78H75ZM98 79H99V78H98ZM103 79L105 80L104 76H103L102 80H103ZM15 80H16V79H15ZM107 80H109L108 77H107L106 81H107ZM110 80H111V78H110ZM110 80H109V81H110ZM127 80H129V78H128ZM100 81H101V79H100ZM111 81H112V80H111ZM117 81H119V80H117ZM125 81H126V80H125ZM179 81H180V80H178L177 82L179 83ZM190 81H191V80H190ZM249 81H250V80H249ZM18 82H20V81H18ZM104 82H105V81H104ZM104 82H103V83H104ZM126 82H127V81H126ZM177 82H176V83H177ZM180 82H181V81H180ZM184 82H185V81H184ZM187 82H188V81H187ZM191 82H192V81H191ZM202 82H203V81H202ZM259 82H260V81H259ZM21 83H22V82H21ZM100 83H102V82H100ZM106 83H107V82H106ZM141 83H142V82H141ZM168 83H169V82H168ZM194 83H195V82H194ZM204 83H206V81H204ZM261 83H263V81L260 82V84H261ZM110 84H111V83H110ZM144 84L146 85V83L143 82L142 85L144 86ZM147 84H148V82H147ZM166 84H167V83H165V85H166ZM172 84H173V83H172ZM186 84H187V83H186ZM250 84H251L252 87H254V90H255L254 92H255V94H254V92L251 91L249 88H248V89L250 90L251 95H250V92H248L249 94H248V93H245V92H246L245 89H244V90H241V89H243L244 86H243V87H242V86L239 87L240 84H237V87H239V90H240V92H241V95L238 94V93H240V92H239V90H236V89H237L236 86H234L236 89H233L234 92H235L236 94L239 95L238 97H241V98H239V99L242 100V96H243V98H244L245 100L247 99V100L249 101L248 104H247V101H246V103H245V100L243 99L242 102H244V103L242 104V102H241V103L239 102L240 104H242V105L239 106V105H238L239 103H238V104L236 103V102H237L236 100H238V97H236L237 99H235V97H233V96H236V94L234 93L235 95H233V93H232L233 91L231 92V89H230V88H229V91H226V90H225V91H226V93L224 92L225 94H224L223 92H222V93H219V95L221 94V96H219V95L216 94V95L218 96V98L220 97V99H218V98H217V99H218V100H221V101H229V100H231V102L236 101L235 103L233 102V104H232V105H234L235 107L232 106V105H230L229 102H224V104L228 103L229 108H231V106H232V109H233L232 111H235V110L238 109V108H239L240 110H241V108H242V109H243V108H247L246 110H248L249 108L251 109L253 106L250 107L249 105L251 104V105H254V106H255V104H256V102H257V98H258V100L260 101V103H262L261 100H260V98H259V97H262L261 99H262L263 102H264V99H263V98H264V95H263V94H264V93H263V92H264V91H263V90H264V87L262 86V88H261L260 85H257L256 82H255V84H256L255 86H258L259 89H261V90H259L258 88H256V89H257V90H256V89H255V86L253 85L254 83H249V86H250ZM258 84H259V83H258ZM120 85H121V84H120ZM148 85H149V84H148ZM150 85H151V84H150ZM152 85H153V84H152ZM152 85H151V86H152ZM161 85H162V84H161ZM170 85H171V83L169 84V86H170ZM190 85H191V84H190ZM261 85H262V84H261ZM23 86H24V85H23ZM23 86H22V87H23ZM143 86H142V87H143ZM153 86H154V85H153ZM155 86H156V85H155ZM166 86H168V85H166ZM166 86H163V88H165ZM179 86H181V85H179ZM196 86H199V85H196ZM204 86H206V85H204ZM208 86H209V85H208ZM246 86H247V85H246ZM20 87H21V86H20ZM20 87H19V88H20ZM104 87H105V86H104ZM145 87H146V86H145ZM149 87H150V86H149ZM129 88H130V87H129ZM129 88H126V89L129 90ZM152 88H153V87H152ZM159 88H160V87H159ZM161 88H162V87H161ZM169 88H170V87H169ZM181 88H182V87H181ZM240 88H241V89H240ZM244 88H246V87H244ZM116 89H117V88H116ZM143 89H144V88H143ZM147 89H149V88H147ZM155 89H156V88H155ZM170 89H172V88H170ZM193 89H194V90H195V89L197 90V88H193ZM193 89H192V90H193ZM199 89H200V87H199ZM251 89H253V88H251ZM119 90H121V89H119ZM137 90H138V88L136 89V91H137ZM181 90H183V89H181ZM181 90H180V91H181ZM184 90H185L184 92H186V90H188V89H184ZM235 90H236V91H235ZM112 91H113V90H112ZM143 91H144V90H143ZM145 91H146V90H145ZM151 91H152V90H151ZM219 91L221 92V90H219ZM237 91H238V92H237ZM244 91H245V92H244ZM247 91H248V90H247ZM113 92H114V91H113ZM141 92H142V91H141ZM174 92H176V91H174ZM184 92L181 91V92H179V94H180V93H184ZM190 92H191V91H190ZM190 92L188 91V94H189ZM213 92H215V91H213ZM257 92H261L262 94H259V93H257ZM216 93H217V92H216ZM256 93L259 94V95H258L259 97H256ZM119 94H120V93H119ZM133 94H134V93H133ZM159 94H160V93H159ZM191 94H192V93H191ZM223 94H224V96H222ZM244 94H245V95H244ZM246 94L250 95V96H251V99L249 98L250 96H249V97L247 96V97L245 98ZM124 95H125V94H124ZM160 95H162V94H160ZM181 95H182V94H181ZM185 95L187 96V94H185ZM192 95H193V94H192ZM192 95H191V96H192ZM213 95H214V94H213ZM108 96H109V95H108ZM113 96H114V95H113ZM130 96H132V95H130ZM130 96H128V97H130ZM138 96H139V95H138ZM170 96H171V95H170ZM170 96H169V98H170ZM182 96L184 97V95H182ZM182 96H181V98H182ZM200 96H202V95H200ZM208 96H209V95H208ZM217 96H215V97H217ZM231 96H232L235 100H233V98L231 99ZM252 96H253V97L255 96V97L253 98ZM125 97H126V95H125ZM128 97H127V98H128ZM133 97H134V96H133ZM135 97L137 98V96H135ZM173 97H174V99L176 100V98L179 97V96L177 95V97H176L175 94H174ZM175 97H176V98H175ZM215 97L212 96V98H211L210 100H208V103L212 102L211 104H209V107H207V106H208V103L205 105V107L208 108V110L210 109L209 112H207L206 108H205L204 106H202V105L205 104V103L203 104V102H202V105H201L200 107H201V108L204 107V110H202L203 108L201 109L203 113H201V112H200V109H199V112H200V113H198V116H197V114H194V113H195V110L193 111V115L200 119V117H201L200 115L203 114L202 116H204V115H206V113H209V114H210V112L212 113V111L215 110L214 108H216V107L219 106L217 103H214V104H213V102H214L213 99H214ZM98 98H99V97H98ZM107 98H108V97H107ZM110 98H112V97H110ZM110 98H109V99H110ZM167 98H168V97H167ZM169 98H168V99H169ZM184 98L187 99V97H184ZM205 98H206V97H205ZM255 98H256V99H255ZM114 99H115V98H114ZM114 99H113V100H114ZM119 99H120V97H119ZM125 99H126V98H125ZM125 99H124V101H125ZM130 99H131V97H130ZM177 99H178V98H177ZM182 99H183V98H182ZM182 99H181V100H182ZM188 99H189V98H188ZM201 99H202V98H201ZM215 99H216V98H215ZM89 100H90V99H89ZM105 100H106V98H105ZM105 100H103V102H104ZM128 100H129V99H127L126 101H128ZM138 100H140V99H138ZM152 100H153V99H152ZM172 100H173V99H172ZM172 100H171V101H172ZM175 100H174V101H175ZM202 100H205V99H202ZM240 100H239V101H240ZM120 101H121V99H120ZM131 101H132V99H131L129 102L134 106V104H135L134 102L137 101V99H135V101H133V102H131ZM187 101H188V100H187ZM206 101H207V99H206ZM92 102H93V101H92ZM99 102H102V101H99ZM99 102H98V103H99ZM118 102H119V101H118ZM122 102H123V101H122ZM122 102H119V104L122 103ZM168 102H170V100H169ZM216 102H217V101H216ZM254 102H255V104H254ZM86 103H87V102H86ZM95 103H96V102H95ZM110 103H111V102H110ZM114 103H115V101H114ZM140 103H141V101H140ZM164 103H165V102H164ZM164 103H163V105H164ZM171 103H172V102H171ZM179 103H182V102H179ZM184 103H185V101L183 102V105H184ZM196 103H197V102H196ZM196 103H195V104L193 103V104H194V107H195ZM219 103H220V102H219ZM249 103H250V104H249ZM90 104H91V103H90ZM99 104H100V103H99ZM103 104H104V103H103ZM131 104H130V105H131ZM137 104H138V103H137ZM168 104H169V103H168ZM175 104H176V107H177V104H178L177 101L175 102ZM175 104H174V105H175ZM212 104H213V105H212ZM236 104H237V105H236ZM258 104H259V103L256 104L257 107H258V109H261V108H262L261 105H263V103H262L260 106H258ZM87 105H88V104H86L85 107H86ZM111 105H112V103H111ZM125 105H126V103H125ZM132 105H131V106H132ZM138 105H139V104H138ZM145 105H146V104H145ZM163 105H162V106H163ZM171 105H172V104H171ZM171 105H170V104H169V105H165V107L168 106V108H169V106H170V107L172 108ZM181 105H182V104H181ZM199 105H200V104H199ZM215 105H216V107H215ZM228 105H227V104H226V105H223V104H222V106H224V107H226V106H228ZM80 106H81V105H80ZM80 106H79V108H80ZM82 106H84V105H82ZM102 106H103V105H102ZM142 106H143V105H142ZM190 106H191V105H190ZM211 106H212V107L214 106V108H213V109L210 108ZM220 106H221V105H220ZM220 106H219V107H220ZM222 106L220 107L221 109H220V108H219V109H220V110H223V112H225L226 110L231 111L228 107H226V108H225L226 110H224V109H223L224 107L222 108ZM237 106H239V107H237ZM244 106H246V107H244ZM248 106H249V108H248ZM263 106H264V105H263ZM97 107H98V106H97ZM97 107H96V108H97ZM100 107H101V105H100ZM138 107H139V106H138ZM185 107H186V105H185ZM194 107L192 108V110L195 109ZM198 107H199V106H198ZM233 107H234V108H233ZM257 107H256V108H257ZM259 107H260V108H259ZM75 108L77 109V107H75ZM94 108H95V107H94ZM96 108H95V109H96ZM122 108H123V107H122ZM122 108H121V110H122ZM125 108H126V107H125ZM127 108L129 109V107H127ZM127 108H126V109H127ZM146 108H147V107H146ZM186 108H187V107H186ZM227 108H228V109H227ZM256 108H255V110H256V112H257V109H256ZM86 109H87V108H86ZM95 109H94V110H95ZM100 109L102 110V108H100ZM131 109H132V108H131ZM138 109H139V108H138ZM157 109H160V108H157ZM196 109H197V108H196ZM239 109H238L237 111H239ZM250 109H249V111H250ZM80 110H83V108H81ZM84 110H85V109H84ZM141 110H142V109H141ZM146 110H148V109H146ZM152 110H153V109H152ZM152 110H151V111H152ZM169 110H170V108H169ZM172 110H173V109H172ZM176 110H178V109H176ZM189 110H190V112H191V109L188 108V109H187L188 112L185 110V111L187 112V114H185V112H184L183 116H184V115L189 116V115H188ZM205 110H206V111H205ZM217 110H218V109H217ZM217 110H216V112H213V113H217V114L220 113V114H221L222 111L219 112V111H217ZM246 110L243 109V111H246ZM253 110H254V109H253ZM253 110H251V112L249 113L250 116H251V113H252ZM97 111H99V110H97ZM106 111H107V110H106ZM110 111H111V110H110ZM149 111H150V110H148L147 112H149ZM154 111H155V110H154ZM162 111H163V110H162ZM197 111H198V110H197ZM228 111H226V114H224V115H227L228 118H227V119L225 118L224 120H228V119H230V117H232V119H234L233 116H230V117H229V115H231V113L228 112ZM232 111H231V112H232ZM241 111H242V110H241ZM243 111H242V112H243ZM249 111H248V112H249ZM71 112H72V111H71ZM73 112L75 113V111H73ZM87 112H88V110H87ZM100 112H101V111H100ZM102 112H103V114H104V110H103ZM115 112H116V111H115ZM117 112H118V110H117ZM122 112L124 113V115H126L127 112H128V114H129V111L126 112L125 109L122 110ZM122 112L119 113L118 116H119L120 114H123ZM168 112H169V111H168ZM173 112H174V111H173ZM204 112H205V114H204ZM235 112H236V111H235ZM248 112H247V113H248ZM98 113H99V112H98ZM151 113H154V112H151ZM169 113H170V112H169ZM182 113H183V112H182ZM227 113H228V114L230 113V114L228 115ZM236 113H237V112H236ZM247 113L245 114V112H244L242 115L245 117V116L247 115ZM103 114H102V115H103ZM114 114H115V113H114ZM114 114H113V115H114ZM128 114H127V115H128ZM145 114H146V113H145ZM145 114H144V115H145ZM165 114H166V112H165L163 115H165ZM233 114H234V112H233ZM238 114H239V113H238ZM240 114H241V113H240ZM90 115H91V114H90ZM108 115H109V114H108ZM146 115H147V114H146ZM146 115H145V116H146ZM180 115H182V114H180ZM190 115H191V114H190ZM193 115H192V117H193ZM214 115H215V114H214ZM236 115H237V114H236ZM236 115H235V116H236ZM77 116H78V115H77ZM82 116H83V115H82ZM114 116H115V115H114ZM116 116H117V115H116ZM120 116H122V115H120ZM129 116H131V115L129 114ZM140 116H141V115H140ZM159 116H160V115H159ZM210 116H211V115H210ZM216 116H217V115H216ZM227 116H226V117H227ZM247 116H248V115H247ZM80 117H81V115H80ZM99 117H100V116H99ZM127 117H128V116H127ZM131 117H132V116H131ZM141 117H142V116H141ZM141 117H140V118H141ZM146 117H147L146 120L149 119L148 115H147ZM151 117H152V116H151ZM153 117H154V114H153ZM155 117H156V116H155ZM189 117L192 119V123H193V126H194V127H196V125H198V123H201V120H200L197 124L195 123V124H196V125H195V124H194V122H196V121H195V120H196L195 117H193L195 120H194L191 116H189ZM206 117L208 118V115L205 116V118H206ZM212 117H213V114H212ZM218 117H219V116H218ZM237 117H238V116H237ZM83 118H84V116H83ZM91 118H92V117H91ZM94 118H95V117H94ZM120 118H121V117H120ZM144 118H145V117L143 116V119H144ZM156 118H158V117H156ZM183 118L185 119V117H183ZM186 118H187V117H186ZM207 118H206V119H207ZM220 118L222 119V118H224V116L222 117V115H221ZM248 118H249V117H248ZM67 119H69V118H67ZM70 119H72V118H70ZM73 119L75 120V117H74ZM77 119L79 120V118H77ZM105 119H106V118H104V120H105ZM109 119H110V118H109ZM152 119H153V118H152ZM161 119H162V118H161ZM181 119H182V118H181ZM202 119H203V118H202ZM206 119H205V123H206ZM214 119H215V117H214ZM240 119L243 120V117H242V118H238V121H239ZM90 120H91V119H90ZM98 120H99V119H98ZM114 120H115V119H114ZM117 120H119V119L117 118ZM141 120H142V118H141L140 120H138V122L141 121ZM146 120H145V121H146ZM149 120H150V119H149ZM149 120H148V121H149ZM185 120L187 121V119H185ZM193 120H194V121H193ZM215 120H216V119H215ZM215 120H214V121H215ZM219 120H220V119H219ZM222 120H223V119H222ZM222 120H221V121H222ZM224 120H223V122H224ZM236 120H237V119L235 118V121H236ZM68 121H69V120H68ZM75 121H76V120H75ZM75 121H74V123H75ZM99 121H100V120H99ZM109 121H110V120H109ZM109 121H108V122H109ZM111 121H112V119H111ZM142 121H143V120H142ZM145 121H144V122H145ZM152 121H154V120H152ZM156 121H157V120H156ZM183 121H184V120H183ZM188 121H190V119H189ZM188 121H187V122H188ZM197 121H198V120H197ZM216 121H217V120H216ZM233 121H234V120H233ZM235 121H234L233 124L237 125L238 121H236V123H235ZM90 122H91V121H90ZM105 122H106V120L104 121V124H105ZM138 122H137V123H138ZM146 122H147V121H146ZM154 122H155V121H154ZM154 122H151V124L154 123ZM187 122H186V123H187ZM202 122H203V120H202ZM218 122L220 123V121H218ZM239 122H240V121H239ZM69 123H71V120L68 122V124H69ZM98 123H99V122H98ZM117 123H118V122H117ZM139 123H140V122H139ZM148 123H149V122H148ZM179 123H181V122H179ZM179 123H178V124H179ZM186 123H185V125H186ZM188 123H189V122H188ZM205 123H204V124H205ZM227 123H228V122L225 121V124H227ZM229 123H230V122H229ZM231 123H232V122H231ZM231 123H230V124H231ZM80 124H81V123H80ZM88 124H91V123H88ZM102 124H103V123H102ZM102 124H101V127H102ZM134 124H135V121H134ZM140 124L143 125V123H140ZM140 124H139V125H140ZM182 124H183V123H182ZM217 124H218V123L216 122V126H217ZM222 124H223V123H221V125H222ZM66 125H67V124H66ZM69 125H70V127H71L72 123L69 124ZM81 125H83V124H81ZM120 125H121V124H120ZM120 125L118 124V126H120ZM127 125H128V124H127ZM132 125H133V124H132ZM132 125H131V123H130V127L133 128L132 130H134V128H135L136 126L133 125V127H132ZM146 125H149V124H146ZM146 125H145V126H146ZM187 125H188V124H187ZM187 125H186V126H187ZM190 125H191V124H190ZM199 125H200L201 127H203L201 124H199ZM206 125H207V124H206ZM218 125H219V124H218ZM227 125H229V124H227ZM227 125H226V126H227ZM238 125H239V124H238ZM1 126L3 127V125H1ZM1 126H0V127H1ZM12 126H13V125H12ZM93 126H94V125H93ZM104 126H106V124H105ZM104 126H103V127H104ZM108 126H109V125H108ZM118 126H116V127L114 126L115 128H113V127H111V128H113V131H112V132H114V134L116 133L115 131H118V136H117V137L120 138V137L123 136V135L121 136V134H124V133H121L122 131L119 133V130H120V129H119ZM122 126H123V128L127 129L126 126H125V127H124V125H122ZM128 126H129V125H128ZM204 126H205V125H204ZM207 126H208V125H207ZM226 126H225V127H226ZM9 127H11V125H10ZM65 127H66V126H65ZM67 127H68V126H67ZM84 127H86V126H84ZM109 127H110V126H109ZM117 127H118V130L116 129ZM137 127H140V126H137ZM137 127H136V128H137ZM148 127H150V125H149ZM172 127H173V126H172ZM172 127H171V128H172ZM177 127H178V126H177ZM177 127H174V128H177ZM188 127H190V126H188ZM220 127H221V126H220ZM225 127H224V125H223V126H222L223 129L221 128L222 130H220V128H218V131L215 130V131H217L218 134H219V130L222 132V134H220V135H221L220 137H218L219 135H216V134H215V135H214V134H210V136H211V135L217 136L216 138H214V136L211 137V138L216 139V140L212 139V141H213V140L215 141V143H214V141H213V144H214V145L212 144V149H214V147H217L216 149H217L218 151H214L215 149H214V150H212V149L209 150L210 153L208 154V157L205 156V157L208 158V161L205 162V163H208V162H209L208 164H205V163L203 162L204 160H205V161L207 160L206 158H204V160L201 159L200 161H202V162L205 164L204 166H208L209 168L213 165V164H212L211 166H209L210 162H211V163H214L213 166H215V169L213 168V166L210 168L211 170H209V168H208L209 172H210V171L212 172V173H210V174L218 173V175H219V173H220V174H223V173H225V174L227 173V174H228V173H229V177L231 178V180H235V179H237V180H235V183L238 182L239 185H240L241 180L243 179L242 176L244 177V176L247 175L246 177H249V178L251 179V181H252V176H253L252 167L247 163V164H248L247 166H250V169H249V167H248V169H249V171H250V174H249V171L247 170V166H246V160H245V162H243V161L240 159L241 163L239 162V160H235V159H237V157H238L240 154H239V152H237V149H236L234 146H231L233 142L231 141L230 136L227 135V130H228V129H227V128L225 129ZM82 128H83V126L81 127V129H80V128H79V129L82 130ZM98 128H99V127H98ZM141 128H146V127H143V126H142ZM179 128H180V127H178V129H179ZM182 128H183V127H181V129H182ZM191 128L193 129L192 125H191L190 129H191ZM197 128H200V127L197 126L196 129H194V130H195V136H196V130L198 131ZM208 128H209V127H208ZM216 128H217V127H216ZM0 129H1V128H0ZM3 129H4V128H2V130H3ZM5 129H6V128H5ZM7 129H8V128H7ZM73 129H74L73 127H72V129L68 127V131L72 130V132H73ZM76 129H77V126H76ZM102 129H103V128H102ZM115 129H116V130H115ZM125 129H124V130H125ZM137 129H138V128H137ZM147 129H148V128H147ZM147 129H145V130H147ZM164 129H165V128H164ZM164 129H163V135L166 134V132H165V134H164ZM181 129H179V131H177L176 133H179ZM184 129H186V128H184ZM184 129H183V130H184ZM204 129H205V128H204ZM213 129H215V128H213ZM74 130H75V129H74ZM99 130H100V128H99ZM110 130H111V129H110ZM110 130H109V131H110ZM121 130H122V129H121ZM159 130H160V129H159ZM165 130H166V129H165ZM187 130H188V129H187ZM194 130H193V131H194ZM207 130H208V129H207ZM211 130H212V129H211ZM211 130H209V131H211ZM225 130H226V131H225ZM64 131H67L66 128H65ZM75 131H76V130H75ZM78 131H79V130H78ZM127 131H128V130H127ZM137 131H139V130H137ZM137 131H136L135 133H137ZM167 131H169V130L167 129ZM185 131H186V130H185ZM199 131H200V129H199ZM199 131H198V136H199L200 134H201V135L204 134V132H203L202 130H201V131L203 132V134H202L201 132H200V134H199ZM209 131H208V132H209ZM213 131H214V130H213ZM3 132H4V130H3ZM5 132H7V131H5ZM79 132H80V131H79ZM81 132H82V131H81ZM104 132H105V131H104ZM129 132H130V131H129ZM129 132H128V133H129ZM140 132H142V131H140ZM143 132H145V131H143ZM153 132H154V131H153ZM157 132H158V131H157ZM169 132H170V131H169ZM169 132H168V133H169ZM172 132H174V131H172ZM183 132H184V131H182V133H183ZM191 132H192V131H191ZM208 132H206L205 134H207ZM211 132H212V131H211ZM224 132H225V133H224ZM70 133H71V132H70ZM70 133L68 132V135H70ZM76 133H78V132H76ZM106 133H107V131H106ZM106 133H105V134H106ZM133 133H134V131H133ZM133 133H132V134H133ZM135 133H134V134H135ZM148 133H149V132H148ZM168 133L166 134V136H168ZM170 133H171V132H170ZM176 133L174 132V134H176ZM180 133H181V132H180ZM182 133H181V135H182ZM185 133H186V132H184V135H183L182 137L184 138L185 135H186L185 138L187 139V134L189 133V131H188L186 134H185ZM74 134H75V132H74V133H71V135H74ZM112 134H113V133H112ZM112 134H111V132H110V135H112ZM159 134H160V133H159ZM228 134H229V133H228ZM68 135H67V137H68ZM102 135H103V134H102ZM119 135H120V136H119ZM137 135H139V133L136 134V135L134 136V139H135V137H136ZM160 135H162V133H161ZM189 135H190V134H189ZM189 135H188V139H190L191 137H194V136H190V137H189ZM224 135H226V137H225ZM76 136H77V135H76ZM76 136H75V137H76ZM91 136H92V135H91ZM149 136H150V134H149ZM149 136H148V137H149ZM172 136H173V135H172ZM174 136H175V135H174ZM178 136H179V134H178ZM227 136H229V140L227 139L228 141H227L226 139L224 140V138H227ZM70 137H71V136H70ZM112 137H114V135L111 136V139H113ZM115 137H116V135H115ZM126 137H127V136H126V133H125V138H126ZM152 137H154V136H152ZM182 137H181V138H182ZM201 137H202V136H201ZM204 137H205L206 140L208 139V138H206V135H204ZM208 137H209V136H208ZM118 138H117V139H118ZM131 138H132V136H131ZM149 138H150V137H149ZM167 138H168V137H167ZM176 138H177V134H176ZM181 138H179V139H181ZM183 138H182L181 140H183ZM185 138H184V139H185ZM194 138H195V137H194ZM196 138H197V137H196ZM199 138H200V136L198 137V139H199ZM218 138H219V139H218ZM11 139H12V138H11V135H8V136L4 137V141H3V142L5 143V144H4L5 149H6V146H7L8 141L11 140ZM71 139H72V138H71ZM101 139H102V138H101ZM104 139H105V138H104ZM127 139H128V137H127ZM134 139H132V141H133ZM144 139H145V138H144ZM144 139H142V140H144ZM152 139H153V138H152ZM171 139H172V138H171ZM171 139H170V140H171ZM177 139H178V138H177ZM179 139H178V140H179ZM188 139H187V140H188ZM202 139H204V138L202 137ZM202 139H199V140H202ZM209 139H210V138H209ZM209 139H208V144H209ZM92 140H93V139H91V141H92ZM98 140H99V139H98ZM114 140H116V139H114ZM114 140H112V141L114 142ZM123 140H124V139H123ZM135 140H136V139H135ZM149 140L151 141V138H150ZM163 140H164V139H163ZM187 140H186V141H187ZM199 140H198V141H199ZM206 140H204V141L207 142ZM105 141H106V140H105ZM109 141H110V140H109ZM112 141H111V142H112ZM116 141H118V140H116ZM125 141H126V139L124 140V142H125ZM129 141L132 142L131 140H129ZM140 141H141V140H140ZM152 141H155V140L153 139ZM165 141H166V140H165ZM192 141H193V139H192ZM192 141H191V143H192ZM212 141H211V142H212ZM222 141H223V142H222ZM101 142H102V141H101ZM119 142H120V141H119ZM122 142H123V141H122ZM157 142H158V141H157ZM170 142H171V141H170ZM173 142H174V141H173ZM173 142L171 143V145L173 144ZM194 142H195V141H194ZM196 142H197V141H196ZM202 142H203V141H202ZM211 142H210V143H211ZM221 142L224 143L226 146H227V144H226V142H227V143L229 144L227 147H229L230 149H229V148H226L225 145H224V146H222V145L220 146ZM89 143H90V141L88 142V144H89ZM105 143H106V142H105ZM136 143H138V142H136ZM152 143H153V142H152ZM161 143H162V142H160V144H161ZM164 143H166V142H164ZM178 143H180V142H178ZM182 143H184V142L182 141V142L180 143V145H183ZM185 143H187V142H185ZM198 143H199V145H200L199 148H200V150H201L202 152H203V150H204V151H205V150H208L207 147H202V146H204V145H201V144H203V143H201V142H198ZM230 143H231V144H230ZM86 144H87V143H86ZM107 144H108V143H107ZM115 144H117V143H115ZM118 144H121V142L118 143ZM138 144H139V143H138ZM149 144H150V143H149ZM155 144H156V143H155ZM155 144H154V145H155ZM160 144H159L158 146H160ZM166 144H169V143H166ZM166 144H165V145H166ZM187 144H188V143H187ZM192 144H193V143H192ZM192 144H191V145H192ZM208 144L206 143L205 146H207ZM109 145H110V144H109ZM111 145H112V144H111ZM111 145H110V146H111ZM121 145H122V144H121ZM136 145H137V144H136ZM161 145H164V144L162 143ZM165 145H164V146H165ZM171 145H168V146H171ZM174 145H175V144H174ZM178 145H179V144H178ZM195 145H196V144H195ZM233 145H234V143H233ZM103 146H104V143H103ZM103 146H102V147H103ZM112 146H113V145H112ZM112 146H111V147H112ZM117 146H118V145H117ZM139 146H141V144H140ZM148 146H151V144L148 145ZM158 146H157V147H158ZM172 146H173V145H172ZM175 146H176V145H175ZM183 146H184V145H183ZM183 146H182V147H183ZM185 146H186V144H185ZM193 146H194V145H193ZM208 146H209V148H211L210 145H208ZM218 146H220L221 148L218 147ZM111 147H108V148H111ZM113 147H114V146H113ZM113 147H112V148H113ZM142 147H143V146H142ZM157 147H156V149H157ZM187 147H188V145H187ZM201 147H202V148H201ZM223 147H224L226 150L228 149V152H230L231 149L234 148V149H233V150H234L233 154H234L235 152H237L238 155H236V154H237V153H236V154H234V155H236V156H234L233 154H231V153H232V151H231L230 154H229V153H225V154H226V156H225V155L223 154L225 151L222 150ZM231 147H233V148H231ZM100 148H101V147H100ZM114 148H117V147H114ZM114 148H113V149H114ZM161 148H163V147H161ZM178 148H179V147H178ZM183 148H184V147H183ZM192 148H193V147H192ZM192 148L190 149V151L192 150ZM197 148H198V147H197ZM197 148H196V149L193 148V150L191 151V153H193L194 150H197ZM203 148H207V149H203ZM89 149H91V148H89ZM102 149H103V148H102ZM143 149H145V148H143ZM149 149H150V148H149ZM149 149L147 148V150H149ZM163 149H164V151L166 152L165 147H164ZM168 149H169V148H168ZM173 149H175V148H173ZM173 149H172V150H173ZM188 149H189V147H188ZM202 149H203V150H202ZM254 149H255V147H254ZM105 150H106V147H105ZM133 150H134V149H133ZM135 150L137 151V149H135ZM138 150H139V148H138ZM152 150H153V149H152ZM157 150H158V149H157ZM177 150L179 151V149H177ZM181 150H182V149H181ZM211 150H212V151H211ZM109 151H110V150H109ZM114 151H115V150H114ZM139 151L142 152L141 150H139ZM150 151H151V150H150ZM160 151H161V150H160ZM201 151H200V152H201ZM209 151H208V152H209ZM213 151H214V152H213ZM221 151H223V153H222ZM4 152H5V150H2V149L0 148V158H1V160L4 158V156H3ZM84 152H85V151H84ZM88 152L91 153V151H88V149H87V152H86V153L88 154V156H90V155H89L90 153H88ZM92 152H94V151H92ZM102 152H103V151L101 150V152H100L99 154H101ZM106 152H107V151H106ZM106 152H105V153H102V154L105 155V154L108 153V152H107V153H106ZM144 152H146V151H144ZM162 152H163V151H162ZM165 152H164V153H165ZM185 152H187V151H185ZM200 152H199V153H200ZM202 152H201V153H202ZM205 152H206V151H205ZM216 152H217L218 154H216ZM142 153H143V152H142ZM151 153H152V152H151ZM159 153H160V152L158 151V154H159ZM166 153H167V152H166ZM171 153H174V152H171ZM171 153H170V154H171ZM182 153H183V152H182ZM182 153H180V154H182ZM195 153L197 154V151H196ZM195 153H194V154H195ZM221 153H222L225 157H224ZM82 154H83V153H81L80 156H82ZM102 154H101L100 156H98V155H96V156L101 157ZM140 154H141V153H140ZM140 154H139V156H140ZM147 154H149V156H150V153H149V152L146 153V156H148ZM158 154H157V151H156V154L154 155V156L156 157V159H158L157 157L160 155V154H159V155H158ZM185 154H186V153H185ZM196 154H195V156H197ZM202 154H203V153H202ZM205 154H206V153H205ZM109 155H110V153H109ZM109 155H106V158H109ZM141 155H142V154H141ZM157 155H158V156H157ZM161 155H163V154L161 153ZM161 155H160V156H161ZM187 155H188V154L185 155L186 157L183 155L184 157L181 158L180 161L182 162V159H184V158L190 159V158L187 157ZM189 155H191V154L189 153ZM192 155H193V154H192ZM192 155H191V158H192ZM198 155H201V154H198ZM227 155H229L230 157L228 158ZM80 156H78V157H80ZM84 156L86 157V154H84ZM84 156H82V157H84ZM139 156H138V157H139ZM144 156H145V155H143V156H141V157H144ZM154 156L151 155V157H153V158H154ZM160 156H159V157H160ZM232 156H233V160H232L233 163H232L231 160H230V159H232ZM85 157H84V158H85ZM162 157H163V156H162ZM172 157L174 158V160H177V159H178V158L175 159V155L172 156ZM202 157H204V155H203ZM234 157H236V158H234ZM243 157H244V156H243ZM245 157H246V156H245ZM91 158H92V157H91ZM101 158H102V157H101ZM163 158H164V157H163ZM163 158H162V159H163ZM179 158H180V157H179ZM218 158H219V159H218ZM226 158H228L229 162H228V160H226ZM238 158H239V157H238ZM81 159H83V158H80V159H77V160H78V161H79V160L81 161ZM96 159H97V158H96ZM96 159H95V160H96ZM102 159H105V158H102ZM145 159H146V158H145ZM148 159H149V158H147V160H148ZM151 159H152V158H151ZM151 159H150V160H151ZM167 159H168V158H167ZM209 159H210V160H209ZM245 159H246V158H245ZM92 160L94 161V158H93ZM98 160H99V159H98ZM159 160H161V158L158 159V162H159ZM169 160H170V159H169ZM234 160H235V161H234ZM104 161H105V160H104ZM104 161H102V163H103ZM109 161H110V160H108V162H109ZM142 161H143V160H142ZM148 161H149V160H148ZM165 161H167V160H165ZM249 161H250V160H249ZM0 162H1V161H0ZM91 162H92V161H91ZM138 162H139V161H138ZM150 162H152V161H150ZM150 162H149V163H150ZM153 162H155V158H154ZM153 162H152V163H153ZM162 162H163V160L161 161V163H162ZM168 162H169V161H168ZM185 162L187 163V160H186V159H185ZM195 162H197V161L195 160ZM215 162H217V163H215ZM238 162H239L240 164H239ZM8 163L10 164V166L12 167L13 170L17 171V166H16L15 163H11V162H8ZM79 163H80V162H79ZM79 163H78V164H79ZM86 163H87V162H86ZM94 163H95V162H94ZM94 163H93V165H94ZM99 163H101V160H100ZM102 163H101V164H102ZM104 163H105V162H104ZM106 163H107V161H106ZM142 163H143V162H142ZM152 163H151V164H152ZM166 163H167V162H166ZM166 163H165V164H166ZM169 163H171V162H169ZM198 163H199V160H198ZM203 163H200V165L203 164ZM231 163H232V164H235V165H236V168H234L233 165H232ZM243 163H244V164H243ZM83 164H84V163H83ZM136 164H137V163H136ZM145 164H146V167H147V164H148L147 161H146ZM159 164H160V162L157 164V161H156V165L158 166ZM184 164H185V163L182 162V166H183ZM238 164H239L241 167H238V166H237ZM241 164H242L243 166H242ZM0 165H1V163H0ZM81 165H82V164H81ZM96 165H97V164H96ZM107 165H108V164H107ZM166 165H167V164H166ZM170 165H172V164H170ZM175 165H177V162H176ZM180 165H181V163H180L179 166H177V167H180ZM186 165H187V164H186ZM196 165L198 166L197 163H196ZM244 165H245L246 167H245ZM2 166H3V164H2ZM82 166H83V165H82ZM84 166H85V165H84ZM94 166H95V165H94ZM101 166H102V165H101ZM103 166H104V164H103ZM139 166H140V168H136V170H137V169H142L143 167L146 168L144 165L141 166V163H140ZM154 166H155V164H154ZM157 166H156V167H157ZM168 166H169V165H167L166 167H168ZM173 166H174V165H173ZM192 166H193V165H192ZM204 166H203V167H204ZM96 167H97V166H96ZM104 167H107V166H104ZM132 167H133V166H131V169L133 170ZM141 167H142V168H141ZM148 167H149V166H148ZM156 167H155V168H156ZM170 167H171V166H170ZM194 167H195V166H194ZM194 167H193V169H195L196 172H199V170H201V168H200V169L197 171L196 168H194ZM198 167H199V166H198ZM200 167H202V165H201ZM237 167L240 168V170H239ZM243 167H245V168H243ZM9 168H10V167H9ZM92 168H93V167H92ZM92 168H91V170H92ZM149 168H153V166H152V167L150 166ZM155 168H154V170L156 171L158 167H157L156 169H155ZM164 168H165V167H164ZM164 168H163V166H162V167L159 166L158 172H159V171H160V172L158 173V172L156 171V173L160 175V177H159L160 179L157 180V181H158L157 184L152 182V184H155V186H153V188L151 189V190L155 191L154 193H158V194H159V192H157V191H158V189H160V188H161V189H165V188H166V192H165V194H166V193H170V194L173 195V194L180 193L179 195H181V193L185 192V193H187V195H188V196H187L188 199H189V196H192V197H191V200H188L187 197H186V199H184V200H186V202H187V201H193V199L196 200V198H199V197H200V193H202V192L204 193V190H205V189H204V190L202 189V188H204V187L201 186V184L203 185V183L200 181L201 184H199V185L201 186L200 188H201V190H203V191L201 192V190H200L199 196H197V197L195 196L196 188L198 187L197 184H196V181H195V179H197V177H196V178L193 177V176H195V175H192V174H191V175H189V177H187L186 175H181V174H180V175H177V174H174V172L177 173L176 171L173 172V170H172V172H171V170L169 169V171H170V172H169L168 170H166V169H164ZM180 168H181V167H180ZM180 168H179V169H180ZM188 168H189V167H188ZM188 168H187V169H188ZM190 168H191V166H190ZM204 168H205V167H204ZM85 169H86V168H85ZM96 169L98 170V168H96ZM146 169H148V168H146ZM167 169H168V168H167ZM171 169H172V167H171ZM174 169H175V168H174ZM177 169H178V168H177ZM177 169H176V170H177ZM182 169H183V168H182ZM193 169H192V170H193ZM202 169H203V168H202ZM206 169H207V168H206ZM236 169H238L239 174L237 173V170H236ZM243 169H245V170H243ZM105 170H106V168H105ZM134 170H135V169H134ZM136 170H135V171H136ZM149 170H150V169H149ZM149 170H148V171H149ZM184 170L187 171L186 169H183V171H181L183 174L185 173ZM246 170H247V171H246ZM253 170H254V169H253ZM79 171H80V170H79ZM81 171H82V170H81ZM81 171H80V172H81ZM86 171H88V170H86ZM98 171H99V170H98ZM140 171H141V170H139V171L137 170L138 173L136 172L137 174H139L138 177H141V175H143V173H141L142 171H141V172H140ZM143 171H144V170H143ZM148 171H146V172L144 173V178H143V181H142V183L144 182V184H143L144 186H142V189H144V188L146 187V185L150 184L151 181H154V180L157 178V177L155 176V171H153V172L151 171V173H153L154 176H155L156 178H155V177H152V176H149ZM195 171H194V173H196ZM241 171H242V172L244 171L245 175H243V174L241 175ZM82 172H83V171H82ZM90 172H92V171H90ZM99 172H100V171H99ZM101 172H102V170H101ZM106 172H107V170H106ZM178 172H179V171H178ZM190 172H191V170H190ZM202 172H203V171H202ZM232 172H233V173H232ZM83 173H84V172H83ZM92 173H93V172H92ZM97 173H98V172H97ZM149 173H150V172H149ZM199 173H200V172H199ZM203 173H204V172H203ZM205 173L207 174L206 171H205ZM205 173H204V174H205ZM234 173H235V176H236V177H237V176H240V177H237V178H234V179H233L232 177H233ZM236 173H237V174H236ZM89 174H91V173H89ZM89 174H87V175H89ZM94 174L96 175L95 172H94ZM122 174H123V173H122ZM132 174H134V173H132ZM140 174H141V175H140ZM206 174H205V175H206ZM225 174H224V175H225ZM231 174H232V175H231ZM82 175H83V174H82ZM84 175H85V174H84ZM123 175H124V174H123ZM130 175H131V174H130ZM196 175L198 176L199 179H201L202 177L205 176V175H204V176L202 175V177H201V176H199L198 173H197ZM224 175H223V176H224ZM248 175H249V176H248ZM136 176H137V175H136ZM136 176H135V177H136ZM210 176H211V175H210ZM221 176H222V175H221ZM225 176H226V178H225L226 180H224V177H225ZM225 176L223 177V180H222V181H224V182L226 181L225 183H227V184L229 183V184H230V187L232 188V185H233L234 182H232V183H231L230 181L228 182V180H227V178H228L227 176H228V175H225ZM231 176H232V177H231ZM235 176H234V177H235ZM91 177H92V176H91ZM129 177H130V176H129ZM132 177H134V175H132ZM135 177H134V178H135ZM205 177H207V176H205ZM212 177H213V176H212ZM212 177H211V178H212ZM246 177H245V180H249L248 182H251L250 179H249V178L247 179ZM255 177H256V176H255ZM136 178H137V177H136ZM148 178H150V179L155 178V179H154V180H151L150 182L147 183ZM213 178H214V177H213ZM220 178H221V177H220ZM238 178H241L240 182L238 181V180H239ZM253 178H254V177H253ZM137 179H138V178H137ZM139 179H140V178H139ZM141 179H142V178H141ZM215 179H217V176L215 177ZM228 179H229V178H228ZM86 180L88 181V179H86ZM86 180H85V181H86ZM207 180H208V179H206V181H207ZM219 180H221V179H219ZM254 180H255V182H254L255 184L252 185V187H253V186H254L253 188H256V187L259 188V187H261L259 183H258L259 186H257V185H258L257 182H256L257 179L254 178ZM87 181H86V182H87ZM140 181H141V180H140ZM140 181L138 180L137 182H138L139 184H136V185L141 187V184H140L141 182H140ZM197 181H199V180H197ZM206 181H205V182H206ZM210 181H211V180H210ZM213 181H215V180H213ZM236 181H237V182H236ZM124 182H125V181H124ZM203 182H204V180H203ZM217 182H218V184L220 183L219 181H217ZM217 182H216V183H217ZM224 182H223L222 184H224ZM243 182H245V183H243V184L241 183V186L243 185L242 187H245L244 184H246L247 182H246V181H243ZM88 183H89V181H88ZM127 183H128V182H127ZM127 183H126V184H127ZM159 183H160V184H159ZM197 183H198V182H197ZM208 183H210L209 185L212 186V185H211V184H212L211 182H208ZM256 184H257V185H256ZM129 185H132V184H129V183H128V186H129ZM134 185H135V184H134ZM237 185H238V184H237ZM239 185H238V186H239ZM223 186H224L226 189H227V187H229V186H226V184L222 185V187H223ZM255 186H256V187H255ZM131 187H132V186H131ZM150 187H152V186H150ZM215 187H216V186H214L213 188H215ZM234 187H235V189H234ZM246 187H247V186H246ZM138 188H139V187H138ZM138 188L135 187L134 189H133V188H131V189H133V190L136 189V190H137ZM200 188H199V189H200ZM205 188H206V187H205ZM213 188H212V189H213ZM219 188L222 189V190H224V189L221 188L220 186H219ZM240 188H241V187H240ZM232 189H234L235 191H237V190L239 191V188H238V187L236 188V186H233ZM236 189H237V190H236ZM250 189H251V190H250ZM250 189H249V192H253V189H252V188H250ZM126 190H127V189H126ZM128 190H129V189H128ZM138 190H139V189H138ZM145 190H146V189H145ZM228 190H229V189H228ZM245 190L247 191V189H245ZM129 191H130V190H129ZM160 191H162V190H160ZM211 191H212V190H210V192H211ZM215 191H216V190H215ZM219 191L221 192L220 195H221L222 193H227V195L229 194V192H225V191L222 192L221 190H219ZM219 191H217V192H219ZM229 191H230V194H231V190H229ZM238 191H237V192H238ZM135 192H136V191H134L133 194H134ZM138 192H140V191H138ZM138 192H136V193H137L136 198H137V197L140 198V197L138 196ZM145 192H146V191H145ZM147 192H148V191H147ZM147 192H146V193H147ZM206 192H208L207 194L210 193L208 190L205 191V193H206ZM239 192H240V191H239ZM141 193H144V192H141ZM150 193H152V192H149V194H150ZM214 193H215V192H213V194H214ZM233 193H234V191H233ZM147 194H148V193H147ZM147 194H146V195H147ZM162 194H163V192H162ZM197 194H198V193H197ZM197 194H196V195H197ZM210 194H211V193H210ZM216 194H217V193H216ZM239 194H241V196H240V198L242 197L241 199H243V197H245V196H243L242 193H239ZM128 195H129V193H128ZM139 195H142V194H139ZM144 195H145V193H144ZM144 195H142V196H144ZM146 195H145V196H146ZM185 195H186V194H185ZM203 195H204V194H203ZM244 195H245V194H244ZM134 196H135V195H134ZM142 196H141L140 199L144 200L145 197L142 198ZM147 196H149V195H147ZM150 196H151V195H150ZM153 196H154V195H153ZM168 196H169V195H167V197H168ZM174 196H176V195H174ZM174 196H173V197H174ZM182 196H183V194H182ZM206 196H207L208 198H211L212 195H211V196H210V195H206ZM215 196H216V195H215ZM215 196H214V197H215ZM218 196H219V195H218ZM218 196L215 197V200H217ZM223 196L226 197V194H224ZM223 196H222V197H223ZM247 196H248V194H247ZM249 196H250V195H249ZM128 197H129V196H128ZM178 197L180 198V196H178ZM194 197H196V198H194ZM202 197L205 198V196H202ZM130 198L133 199L134 197H132V196L130 195ZM136 198H135L134 200H132V201H134V202H132V203H134V204L137 205V203L140 201V199H139V201H136ZM146 198H147V197H146ZM158 198H160V194H159ZM174 198H175V197H174ZM174 198H173V199H174ZM179 198H178V199H179ZM184 198H185V197H184ZM252 198H253V201H255L254 197H252ZM258 198H261V197H258ZM262 198H263V197H262ZM176 199H177V198H175V200H176ZM180 199H181V198H180ZM213 199H214V198H213ZM142 200L140 201L141 205H138L137 207H140V208H141L142 205L144 206V204H145L146 201H145L144 203H142ZM154 200H155V199H154ZM159 200H160V199H159ZM165 200H167V199L165 198ZM165 200H164V201H165ZM168 200H169V198H168ZM211 200H212V199H211ZM211 200L209 199V201H211ZM222 200H223V198H222ZM130 201H131V200H129V202H130ZM147 201L149 202V200H147ZM155 201H156V200H155ZM176 201H177V200H176ZM200 201H201V200H200ZM203 201H204V200H203ZM206 201H207V200L205 199V202H206ZM219 201H220V200H219ZM253 201L250 203L251 205L253 204L252 206H251V205L249 206V204H248V205L245 204V205H247V207H248V206H249V207H252V210H254V207L256 206V204L254 205V202H253ZM262 201H263L262 204H264V200H262ZM129 202H126V203L128 204ZM158 202H159V201H158ZM167 202H168V201H166V204H167ZM181 202H182V201H181ZM213 202H214V201H213ZM244 202H245V201H244ZM257 202L259 203V201H257ZM146 203H147V202H146ZM159 203H160V202H159ZM169 203H170V205H171V201H169ZM177 203H178V202H177ZM200 203H201V202H200ZM258 203H257V205L260 206V204H258ZM152 204H153V203H152ZM152 204L150 203V205H152ZM156 204H157V202H156ZM162 204H163V203H162ZM183 204H185V202H183ZM186 204H187V203H186ZM211 204H213V203H211ZM130 205H131V208H132V207H133V206H132L133 204H130ZM136 205H135V208H136ZM145 205H146V204H145ZM170 205H169V206H170ZM205 205H206V204H205ZM241 205L244 206V203H243V204H240V207H241ZM143 206H142V207H143ZM148 206H149V203H148ZM148 206H147V207H148ZM153 206H154V205H153ZM153 206H152V207H153ZM158 206H159V205H158ZM163 206H164V205H163ZM163 206L160 207V208H163ZM166 206H167V205H166ZM189 206H191V205L189 204L188 207H189ZM201 206H202V205H201ZM211 206H212V205H211ZM211 206H210V207H211ZM147 207H145V209H148ZM156 207H157V206H156ZM172 207H173V206H172ZM180 207H181V206H180ZM198 207H199V206H198ZM238 207H239V206H238ZM131 208H130V209H131ZM164 208H165V207H164ZM164 208H163L162 210H164ZM181 208H184V206H182ZM185 208H186V207H185ZM203 208H204V207H203ZM212 208H213L212 210H214V207H212ZM244 208H246V207L244 206ZM262 208H263V207H262ZM132 209H134V208H132ZM143 209H144V207H143ZM154 209H155V208H154ZM193 209H194V208H193ZM201 209H202V208H201ZM248 209H250V208H248ZM135 210H137V208H136ZM150 210H152V209H149V213H148L149 215H150ZM187 210H188V208L186 209V211H187ZM202 210H203V209H202ZM207 210H208V209H207ZM212 210H211V212H212ZM215 210H216V209H215ZM238 210H239V209H238ZM138 211H139V210H138ZM142 211H143V210H142V208H141V210H140L139 212H142ZM145 211L148 212V210H145ZM155 211H156V210H155ZM172 211H173V210H172ZM189 211H190V210H189ZM189 211H188V212H189ZM205 211H206V208H205ZM208 211H210V210H208ZM219 211H221V210H219ZM219 211H218V212H219ZM235 211H236V210H235ZM129 212H131V211L129 210ZM129 212H128V213H129ZM146 212L143 211V214L140 213V214H141V215H140V214L136 211V215H137V216L139 215L140 218H141L142 215H143V219H144L145 216H146V214H147ZM165 212H166V210H165ZM173 212H174V211H173ZM173 212H172L171 214H173ZM179 212H180V210L178 211V213H179ZM193 212H194V211H193ZM193 212H192V210H191L190 214H191V216L195 217L194 215H196L197 213H195V212L193 213ZM197 212H198V211H197ZM216 212H217V211H216ZM236 212H237V211H236ZM262 212H263V209L261 210V213H262ZM144 213H145V214H144ZM152 213H153V212H152ZM176 213H177V212H176ZM178 213H177V214H178ZM201 213H202V212H201ZM206 213H207V211H206ZM206 213H205V214H206ZM212 213L214 214V211H213ZM132 214H134V213H132ZM148 214H147V216H146V218H145V222H144V223H146V222L148 221V220H147V219H148L147 217H151V216H148ZM177 214H174V215L176 216ZM198 214H200V213H198ZM208 214H210V213H207V215H208ZM134 215H135V214H134ZM134 215H133V218H131V219L136 220L135 224H137V223L140 224V222H141L140 218H138V217H137V218H136V217L134 218ZM136 215H135V216H136ZM144 215H145V216H144ZM153 215H154V213H153ZM153 215H152V216H153ZM187 215H188V214H187ZM187 215H186V216H187ZM207 215H206V216H204V214L202 215L203 217H205V218H203V220L206 219ZM251 215H252V214H251ZM130 216H131V215H130ZM188 216H189V215H188ZM198 216H200V218H201V215H198ZM198 216H196V218H197ZM216 216H217V215H215V217H216ZM248 216H249V219H250L251 216H250V215H248ZM261 216H262V214H261ZM157 217L159 218V216H157ZM176 217H177V216H176ZM179 217H182V216L179 215V216L177 217V219L180 221ZM211 217L213 218L214 216H212V214H211ZM235 217H236V219H237V216H235ZM151 218H152V217H151ZM155 218H156V217H155ZM174 218H175V217L172 216L171 219H174ZM186 218H187V217H186ZM207 218L210 219V217H207ZM258 218H259V219H257V220L260 222V219H261L260 215L258 216ZM123 219H124V218H123ZM137 219H139L140 221L138 220V222H137ZM141 219H142V218H141ZM201 219H202V218H201ZM201 219H200V220H201ZM146 220H147V221H146ZM152 220H153V219H152ZM163 220H164V219H163ZM168 220L170 221V219H168ZM181 220H182L181 222L185 223L184 219L181 218ZM185 220H186V219H185ZM191 220L193 221V218H192ZM200 220H199V221H200ZM231 220H232V219H231ZM231 220L229 221V223H228V221H227V223H226L227 227H225L226 225H225V226L223 225V227H224L225 229H222V228H221L222 223L219 221V223L221 224V226H220V224L218 223V224H219V228H221L222 231L224 230V231L226 232V233L224 232L223 234H228V233H230V231L227 232V228H230V230H231V227H232V226H230V224H231V223H230ZM247 220H248V219H247ZM257 220L254 221V223L257 224ZM261 220H262V219H261ZM154 221H155V220H154ZM156 221H158V220L156 219ZM159 221H160V219H159ZM159 221H158V222H159ZM176 221H177V220H176ZM210 221H211V220H210ZM241 221H242V220H241ZM133 222H134V221H133ZM158 222H157V223H158ZM161 222H163V221L161 220ZM164 222H166V221L164 220ZM164 222H163V223H164ZM181 222H179V224H180ZM204 222H205V221H204ZM207 222H208V221H207ZM222 222L224 223V221H222ZM238 222H239V221H238ZM247 222L249 223V220H248ZM124 223H125V222H124ZM142 223H143V222H142ZM148 223H149V224H148ZM148 223H147V224H148L149 226H151V225L154 224V223H152V224L150 223V219H149V222H148ZM159 223H160V222H159ZM159 223H158V225H159ZM166 223H167V222H166ZM169 223H170V222H169ZM172 223H173V221H172ZM174 223H175V225H176V222H175V221H174ZM186 223H187V220H186ZM188 223H191V221L189 222V220H188ZM196 223H197V222L195 221V224H196ZM209 223H210V222H209ZM125 224H126V223H125ZM191 224H192V223H191ZM214 224L216 225V222H215ZM228 224H229L230 227H228ZM239 224H240V222H239ZM251 224H252V222H251ZM133 225H134V223H133ZM167 225H168V224H167ZM167 225L165 224L164 226L167 227ZM175 225H173V226H175ZM185 225H186V224H185ZM185 225H184V227L181 225V226L183 227L182 229L185 228ZM193 225H194V224H193ZM232 225H233V224H232ZM249 225H250V224H249ZM153 226H155V227L157 226V225H156V222H155V224H154ZM160 226L163 227V224H161ZM160 226H159V227H160ZM169 226H170V225H169ZM177 226L181 227L180 225H178V223H177V225L175 226V228H176ZM186 226H190V225L188 224V225H186ZM151 227H152V226H151ZM159 227H157V228H158V230L160 231V228H161V227H160V228H159ZM179 227H178V230H179ZM140 228H142V226H141ZM149 228H150V227H149ZM152 228L155 229L154 227H152ZM219 228H218V229H219ZM232 228H233V227H232ZM168 229H169V227H168ZM170 229H171V228H170ZM176 229H177V228H176ZM218 229H217V231H219ZM221 229H220V231H221ZM245 229H246V228H245ZM128 230H130V228H129ZM155 230H157V229H155ZM155 230L152 231V232H155ZM163 230L166 231L167 228L165 229V227H164ZM163 230H161V231H163ZM171 230H172V229H171ZM237 230H238V229H236V231H237ZM159 231H157V236H160L159 233H160L161 231H160V232H159ZM172 231H173V230H172ZM180 231H181V230H180ZM236 231H235V232H236ZM158 232H159V233H158ZM168 232H169V231H168ZM168 232L166 231V232H164V233H166V235H167ZM181 232H182V231H181ZM181 232H180V233H181ZM240 232H241V231H240ZM245 232H249V231H247V229H246V231H244L243 233L245 234ZM260 232H261V230H259V233H260ZM125 233H127V235H128L129 232H125ZM125 233H124V234H125ZM162 233H163V232H162ZM164 233H163V234H164ZM182 233H183V232H182ZM182 233L179 235L180 237H181ZM221 233H222V232H221ZM132 234H133V233H131L130 236H131ZM158 234H159V235H158ZM163 234H161V237H160L162 241H163ZM172 234H173V233H172ZM174 234H177V233H174ZM215 234H219V233H215ZM223 234H220V236L222 237ZM125 235H126V234H125ZM127 235H126V236H127ZM153 235H154V234H153ZM166 235L164 234V237H166ZM177 235H178V234H177ZM228 235H229V234H228ZM228 235H227V236H228ZM236 235H237V233H235V237H236ZM261 235H262V233L258 234V236L256 235L255 237L258 238V240H260ZM128 236H129V235H128ZM175 236H176V235H175ZM215 236H216V235H215ZM220 236H219V237H220ZM227 236H225L223 239H226ZM169 237H171V240H172V238H175V237H172V235H170ZM176 237H177V236H176ZM180 237H179V238H180ZM235 237H233V238H235ZM155 238H156V240H158L157 237H155ZM166 238H167V237H166ZM216 238H217V237H215V239H216ZM256 238L254 239V242H255V243L259 242L258 240H257V242H256ZM167 239H168V238H167ZM175 239H176V238H175ZM221 239H222V238H221ZM235 239H236V238H235ZM156 240H155V242H156ZM159 240H160V239H159ZM161 240H160V242L158 241L159 244H157L159 247H160V244L162 243ZM169 240H170V239H169ZM179 241H180V240H179ZM179 241H178L177 243H179ZM235 241H236L235 243L238 242L237 240H235ZM163 242H164V241H163ZM173 242H175V243H173ZM252 242H253V240L251 241V243H252ZM172 243H173V244H176V241H174V239H173ZM180 243H181V241H180ZM180 243H179L178 245H180ZM235 243H234V244H235ZM239 243H240V244H241V243L243 244V242H239ZM162 244H163V243H162ZM227 244H228L229 246L232 247V244H229V243H227ZM234 244H233V245H234ZM252 244H253V243H252ZM157 245H156V246H157ZM169 245H170V244H169ZM171 245H172V244H171ZM228 245H226V246H228ZM237 245H238V244H237ZM237 245H236V247H238V248H236L235 245H234V247H232V249H233V248H236V250L239 249L240 245H239V246H237ZM243 245H244V244H243ZM163 246H165V245H162V246L160 247L162 250L159 249V248H158V250H159V251H160V250L163 251V249H167V248H168V247H167V248H166V247L163 248ZM247 246L252 247L250 244H247ZM253 246H255V244H253ZM256 246H257V245H256ZM156 248H157V247H156ZM169 248H170V247H169ZM169 248H168V250H169ZM229 248H230V247H229ZM182 249H183V248H182ZM249 249H250V248H249ZM249 249H248V250H249ZM254 249H255L256 252H260V250L258 249V247L254 248ZM254 249L252 248V252L254 251ZM233 250H234V249H233ZM239 250L241 251V249H239ZM248 250L245 249V251H246L245 253L241 252V254H239L238 256H236V257L233 256V257H234V258H241V259H243V261H244L246 264H251V263L253 262V258L256 257V256H255L256 252L254 251V252H253V255H254V256H251ZM161 251H160V252H161ZM181 251H182V255H183V250H181ZM163 252H164V251H163ZM161 253H162V252H161ZM217 253H218V252H217ZM230 253H232V252H230ZM166 254H167V253H166ZM227 254H228V253H227ZM164 255H165V254H164ZM164 255H163V256H164ZM258 256H259V255H258ZM229 258H230V257H229ZM231 258H232V256H231ZM161 259H162V258H161ZM163 259H164V257H163ZM163 259H162V263H163ZM225 259H226V258H225ZM233 260H235V259H233ZM239 262H240V259H236V260H235V264H239ZM255 264H259V260H256Z\"/></svg>",
	"mask_w": 264,
	"mask_h": 264
}]
</instances>
